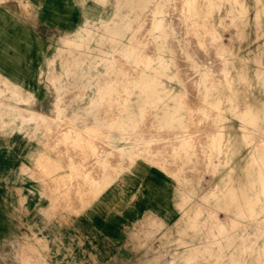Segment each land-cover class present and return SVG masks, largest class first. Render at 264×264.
<instances>
[{"label":"rangeland","instance_id":"1","mask_svg":"<svg viewBox=\"0 0 264 264\" xmlns=\"http://www.w3.org/2000/svg\"><path fill=\"white\" fill-rule=\"evenodd\" d=\"M102 1L103 0H100V1L99 0H95V1L94 0H79V1L78 0H70L69 6H68L69 13L67 14L68 19L66 21H62L58 24H55L57 26H63L64 29L55 28L49 34L48 40L40 41V43L38 44V47H37V53H36L37 55L32 54V53H34V49L32 48V53L30 54V59L36 63V66L34 68L30 69L28 72H25L27 75V76H25V80L29 83L28 87L31 88V90L29 89L30 93L28 92L29 95L26 94L27 90L24 89L25 86L24 87L22 86L23 90H22V93L20 94L18 92H13L14 91L13 87L12 88L10 87L8 89L7 84L5 86V83H3V85L5 87V91L0 93V97L3 96V97H1L0 102H5L6 105H7V102L10 105H15V106L20 105L21 109L9 108V105H7V107L5 109V112L7 111V113H5L4 116H2V113L4 111L0 110V115H1L0 119L4 118L5 123H6L5 125L7 126V127L5 126L4 129H3V126H0V132L5 133L6 139H7L6 140L5 155H3L2 158H0V261H2V262L5 261V264H39L40 262H41L40 264H46L47 261L48 262L50 261V259H47V254L45 253V250H46L45 240H43L44 243H42V242H40V240L36 239V237H35L36 233L38 235L42 234L43 239H45L44 238L45 231H47V228H49V225H50V228H51V226H53L52 229H54V232L59 233V234H57L58 239L54 240L52 245L55 247H56V245L61 247V240H62L61 230L62 229L66 228L67 230L69 229V231H72L75 229L89 230V229L93 228V227H87L86 225L84 226L82 223V218L84 217L85 214L89 213V211L92 207H94L93 205L95 204V202L98 203L101 199L104 200L105 202L107 201L105 203L107 205L103 206V209H106L109 211L110 209L117 207L116 205H118V203H125V204L131 203L133 200H135L137 198V194H135V193L137 191L138 192L143 191V193H142L143 198L146 197L150 201L149 202L150 207H149L147 213H145V215H144L145 220H144V218L141 219V221L138 222L137 225H136V223L134 225H131V224L126 225L127 226L126 229L136 230V231H137V229H138V231L140 229V231H141L140 234L142 235V237L143 236L146 237L147 234L149 236L146 238L143 237L141 239V241L143 243L140 242L141 244L138 243L134 247L135 249H139V252L134 256V258L136 260H142V262H143L142 264H168V263L169 264H187V262H188V264H194V263L195 264H207V263L208 264H255V263L258 264V263H260L259 261H256V260H257L258 256L259 257L264 256V254H263L264 251L261 250L262 246H263L264 236H261L257 240V243H255L254 247H252V249L250 248L251 250H247L244 247V245H242L241 240L238 241L237 243H233V244L231 243L233 241L234 235L236 233V231H234V230H236V229L242 230V232L245 235L248 234L247 236H249L250 234H253L252 225H254L256 222L254 223L253 220H251L250 218L243 217V215L240 214L238 217L235 216L236 217V221H235L236 226H234L233 228L231 227L228 230L229 232L224 234V232H222L223 231L222 226H223V224L229 225L226 215L230 214V213L228 211L225 212V209L221 208L222 205L224 206L225 202L230 201L233 197L238 196L237 193L238 192L240 193L243 188L247 192H251V193H254L255 191H257L255 193L256 194L258 193V195L261 197V199H262L261 203L264 207V193L260 192L261 191L260 182L256 178L258 166L256 164H254L251 167V169L249 170L248 177H250V179L252 181L248 182L247 184L245 183V180H244V178H245L244 169H242V167L244 166V164L247 160V157L249 155V151L251 149V147H250L251 144H249L248 141L244 139V136L242 133L243 125L245 123L248 126H250V123L248 122L249 120L252 124L255 123L256 126L259 122H258V120L254 121L252 119H249V120L242 119L241 116L244 114L243 109L242 110H239L238 108L235 109L234 108L235 103H230L228 101L229 98H233L235 100L234 102H237L236 105L238 103H241V106L245 105L246 103H249L250 105H252V110L258 111V113H261L262 117H261L260 121L262 123H264V98H262V97H264V79L258 78L259 72H257L259 69H261V71L264 72V70H263L264 69V60H263L264 59V49H263L264 48V20L261 19L262 16L260 18L261 20H257V17L259 16V14H257L258 6L255 5L254 3L258 2V1H256V0H244V1L243 0H234V1L233 0H218V1L217 0H214V1L213 0H196V1L194 0L195 2L193 0L192 1L191 0H181L182 2L180 0H177V1H175V0L170 1L169 0L168 1L169 2L168 4L170 6L172 5L171 6L172 8L169 6V10L170 9L171 10L169 11L167 9V12H165V13L169 17L173 16L177 20H179L180 17L183 18L185 16V13L183 11L185 10L186 6L189 3H192V2H193L192 4L198 3V2L206 3L205 1H207L208 4H212V5H210L211 8L219 9L220 10L219 17L221 16L225 20L224 23L218 24L216 27H214V26L209 27V28L204 27L207 29L206 30L207 32L210 31L209 35L212 36V34L215 32L218 35L216 33H215L216 35L213 34V38L211 37V40H210V38L207 39L208 42H207L206 38L204 39V41L200 40V42H199L200 45L198 44L199 40L196 41L195 38L192 37V35H191L192 30L190 28L188 30V25H189L188 22H186V24H184L185 29L183 26H182L183 29H182V27L181 28L175 27L176 29L175 28L171 29L173 34L177 37L176 40H177L178 47H180V49H182V51H183V54L180 57V58H182L181 60L183 62V65L185 66L184 63L187 62L185 67H187L188 64H191V66L188 65V67L185 68L186 69V71L184 70L185 73L183 72L180 75L181 79L179 76L180 81H178L177 74L175 75V78H174V76L169 77V78H166L163 76L162 79L164 81H166L165 86H166L168 91H167V93H165V96H164L163 91L162 92L159 91L158 95L163 97L164 100H163V98H161L157 103L154 102V104L153 103L152 104L153 105L157 104V106H160L161 109L164 108V110H167L168 108H170V109H168V112L169 111H171V112L176 111L179 108L177 110V112L180 111L181 115L184 118V119L182 118L180 123H183L184 125H186V124L191 125L192 124V126H190V128L189 127H185V128L181 127L180 129L175 128V130H179V133L182 132L181 134H184L186 139H187V135L189 133H191V135H192L191 139L189 140V143L192 144L191 148H190V145L188 143L189 148L187 146L186 151L183 150V147H182L183 145L181 144L180 139L176 138V137H172L176 134H179L177 131H174V130L168 129V128L167 129L169 131L167 129H161V131H159V130L151 128L154 125L155 126L159 125V123H160V122H158L159 121L158 119H157L158 121H156V119H154L153 117L150 118V116L153 114V112L152 113L150 112L151 113L150 116H149V114H147L148 111H153V108L149 109L151 107L150 106L151 104L149 105V108H148L149 110L148 109L146 110V107H148L146 104H141V105L138 104L137 105L136 103H134V104L133 103H131V104H124L123 103L121 105V103L113 101L117 97H119V98L125 97V93H123V90L125 89L123 85L125 82H123V85L120 84V83H122V82H120L122 80V78L120 77V75H122V74H120V72L124 74L125 71H118L117 72V70H114V71L111 70V71H107L108 72L107 73L103 69L102 70L99 69V70L95 71V69L92 68V71L90 70L91 65L93 64L91 62L92 61L91 60L92 55L90 53L93 51H94V53L99 51V53L101 55H107V57L111 56V60H109L110 64L107 63L108 59H104V60L102 59V60H100V64H99L100 66H102V65L105 66L108 64L112 67V66H121L123 64V61L121 60V57L119 55H112V52L115 51V50H112V44L114 45L118 41V39L115 36H113L114 35L113 33L117 31L118 25L119 26H127V27L130 25L132 27L134 25V26H136V29H138L140 26H142L141 23L133 22L132 19H133V17L137 16L138 14L139 15L137 17L140 16V18L143 19V17L146 15L144 17V18H146L148 15L144 13V10L149 8V7L154 8L153 7L154 0L151 1L152 3L150 4V6H146L145 1H147V0H145V1H143V0L142 1L141 0L140 1L132 0L133 2L130 0H127V1H130L132 4L130 2H128V5H127V1H126V6L123 5L121 7L123 10V11H121L122 14H120V10H118L117 8H118V3L122 2L123 0H119V1L118 0H104L103 2ZM161 1L162 0H159L158 3H161ZM178 1H180V3ZM262 1L264 2V0H261L260 2H262ZM114 2L116 5L114 4ZM124 2H125V0H124ZM138 2H139V5H138ZM176 2H178L177 4H179V6L176 5V7H175ZM236 2H237V5H236ZM129 3L131 4L132 9L128 8V6H130ZM182 3H185V4H182ZM217 4H219V6ZM259 4H261V3H259ZM140 5H142V6H140ZM173 5H174V7H173ZM240 6H242V7L240 8ZM254 6H256V7H254ZM115 7H116V9H115ZM85 8H88V11L84 15V13L82 11H85ZM90 8L92 9V11L90 10ZM140 8H143V11ZM161 8H163V6ZM172 9H173V11H172ZM174 9H176V10H174ZM229 9H231L233 11L230 14H225V10H229ZM244 9H246L247 11ZM117 10L119 11V14L117 13ZM181 10H182V14L180 12ZM140 12H143V13L140 14ZM168 12H170V13H168ZM114 13L116 15H114ZM176 13L177 14L179 13V16L180 15H182V16L178 17V15ZM164 14L159 13V16L162 17ZM238 14L241 15V17L238 16ZM119 15L120 16L123 15V17H126V18L129 17L127 19V22H124L125 24L124 23L122 24L119 22V20L117 19L118 17H120ZM186 15H187V17L185 16L186 20H190V17L188 16V14H186ZM109 19H110V22H109ZM170 21L167 23H169L168 25L170 27H172L173 22L171 23ZM91 22H92V24H91ZM104 22H106L108 24V26ZM114 22L116 24L119 22V24H117V26H116V24ZM101 23L105 24L107 27L103 26V24H101ZM142 23L143 24L145 23V25H148L147 23H149V21H147V22L143 21ZM100 25H101V27H100ZM112 25L116 26V29H115V27H112ZM179 25L181 26V24H178V26ZM186 25H187V27H186ZM252 25H253V27H252ZM77 26L80 27V29L82 31V32H80V34L78 33L79 31L78 32L74 31L75 27H77ZM94 27H95V29H94ZM71 28H73V29H71ZM101 28H102V31H101ZM107 28L108 29L110 28V29L108 30ZM134 28L135 27H133V30H130V32L133 33L135 31H137V30H134ZM106 29H107V31H106ZM180 29H182L184 31L183 33L185 35L186 34L188 35L190 33L189 36H191L192 38L187 37L188 41H187V39H184L182 37V35H184V34L183 33L181 34L182 30L180 31ZM113 30H114V32H113ZM200 30L202 32H204L202 29H200ZM176 31H177V34H176ZM178 31H180V33ZM107 32H108V34H107ZM93 33H94V35H93ZM97 35H99V36L102 35V36L99 37ZM179 35H181V38L179 37ZM73 36H75V37H73ZM90 36H92L93 39ZM98 37H99V39H98ZM244 37H245V39H244ZM104 38H106V39L104 40ZM182 38L184 39L183 41H182ZM248 38H250V39H248ZM101 39H103L102 42L100 41ZM212 39H214V42ZM70 40H72L73 43L76 45L72 46L70 43ZM189 40H190L191 44L195 43V46H197V48H199V49H197L194 46V44L191 47V44H189L190 43ZM105 41H107V43ZM109 41H111V42H109ZM128 41H129V43H132V45L130 44L129 47H130V49H132L130 54L132 53L131 56L134 59V61H130V65L136 66L140 62L143 64L144 61L142 62V60H144V58L148 59L149 57L150 58L152 57L153 52L150 53L149 50L147 49V48H149V46H146V44H145L146 40L137 41L135 39H131V41L130 40H128ZM215 41H218V42H215ZM139 42H143L141 44L143 46L138 44ZM77 43H79V44H77ZM206 43L207 44L211 43V44L206 46L205 45ZM222 43H223V45H222ZM100 44L101 45L104 44L103 45L104 47H102ZM110 45H111V47H110ZM220 45H222L221 49H220ZM184 46H186L185 49H184ZM208 46L210 48L212 46L214 47V48L212 47L210 50L211 52L213 51V53H214L213 57H212L213 53H211L209 51ZM217 46H219V47H217ZM91 47H92V49H91ZM189 47L191 48V51H192L190 55H189L190 50H188L186 52V49H188ZM102 48H105L104 50H107V51L106 52L101 51ZM138 48H140V50ZM22 49L23 50H22V52H20V55H16V56L22 57V59H23L22 65H24V61H26V58H29V57H27L28 55H26V53H23V52H25L24 47ZM70 49L76 50L77 53H76V51H72ZM144 49L146 50V52L148 54L145 52ZM212 49H214V50H212ZM143 50H144V52H143ZM206 50H208L210 53ZM204 52H207V53H205V55L203 56ZM53 53H56V55ZM78 53L81 56L78 55ZM81 53H83V54H81ZM85 53H86L87 57H86ZM71 54H73V55L70 56ZM140 54H142V55L139 56ZM144 54H146V55H144ZM206 54L210 58L211 57L212 58L209 59V57L207 56L206 58L208 60H205ZM209 54H211V55H209ZM224 54H226V55H224ZM66 55H69V56H66ZM191 55H192L193 59L190 57ZM76 56H77V58L79 57V59H80L78 61V63L81 64L82 61H84V63L82 62L83 63L82 70L75 72V70H73L71 68L74 67L75 63L77 62ZM143 56H145V57L142 58ZM215 56L217 58H215ZM70 57L71 58L73 57V59L71 60ZM223 57L224 58L226 57V58L224 59ZM50 58H51V60H50ZM84 58L86 60H83ZM140 58L142 59L141 61H140ZM52 59L54 61H52ZM81 59H82V61H81ZM136 60H138L140 62H138ZM194 60L195 61L198 60L199 62L198 61L195 62ZM74 61H75V63H74ZM135 61L137 62V64ZM89 62L91 65L89 64ZM177 63L179 64V61ZM180 63H181V61H180ZM203 63L206 65V67L207 66L208 67L206 68ZM67 65H69V66H67ZM251 65H252V67H251ZM196 66L197 67L199 66L200 68H197ZM86 67H88V68H86ZM187 69H189V73H188ZM198 69H199V71H198ZM224 69L229 70V73L227 75H225ZM46 70H48V71H46ZM132 70L130 69L129 71L125 72V74L127 76L125 74L123 76L128 77L129 74H131V75L136 77V78L130 77V79H132V80H130V81L128 80L129 84L131 83V85L136 83V84H134L135 87H133V85L132 86L126 85V83H125V85H126L125 87L130 90L129 91L130 93H127V95L131 96V97L132 96L135 97L138 94L136 91L137 90V86H136L137 82L141 79L139 82L143 86L142 89L145 90V84L144 83H146V81H147V79H149V77L147 78L145 76L146 81L143 80L144 76H141L139 80H136L137 79V74H135L136 71H134V70L132 71ZM191 70H193L194 72L193 71L191 72ZM200 70L201 71L203 70V72H202L203 75H201ZM77 72L83 74L82 75V76H84L83 78H82V76H81V78H80V76L78 77V78H80L79 82H82L83 84H79L80 86L78 85L77 87H74V85H72L73 82L71 80L72 79L74 80L76 77H72V74L73 75L75 73L77 74ZM103 72H105L104 74H106V76L103 74ZM113 72H115V73H113ZM186 72L188 73L187 75L189 77H187ZM190 72L192 73V76H190L191 75ZM251 72H252V74H251ZM110 73H112V75ZM87 74H88V78H87ZM92 74L94 76L93 79L91 77ZM98 74H99V76H98ZM114 74H115V76H114ZM195 75H197V77ZM199 75H201L203 79ZM193 76L196 78H194ZM90 77H91V79H90ZM205 77H206V80L209 81L208 83L204 79ZM190 78H191V80H189ZM192 78H193V81H192ZM133 79H135V80L133 81ZM175 79L178 82H176ZM182 79H183V81H182ZM199 79L200 80L202 79L201 82L203 81V84H202L203 87L200 84L201 82H199L200 81ZM95 80H96V82H95ZM204 80L206 82H204ZM211 80H212V82L210 83ZM46 81H47V83H46ZM109 81H110L111 87L114 88V86H115L116 89H112L110 87ZM112 81H115V82L113 83ZM184 81L186 82L185 84H184ZM187 81L188 82L190 81L189 83L191 84V88L193 87L192 88L193 90L190 88V85ZM60 82H62V83H60ZM116 82L119 83L117 86H116V84H117ZM180 82H182L183 87L181 86ZM55 83H58V84H55ZM104 83L106 85H104ZM0 84H1V82H0ZM59 84H62L61 85L62 87ZM69 84H70V86H69ZM194 84H196V85H194ZM204 84H205V86H204ZM119 85H120L121 89L117 88V87H119ZM211 85L212 86L214 85L213 86L214 88ZM47 86H48V88H47ZM97 86H99V87H97ZM101 86H104L103 88H105V89H103ZM185 86H189V87H187V90H186V88L184 89ZM207 87H208V90H206ZM100 88L102 89V91ZM106 88H107V91H105ZM188 88H190V89H188ZM86 90H88V91H86ZM201 90H202V92H201ZM244 90H246V91L244 92ZM117 91H118V93H117ZM208 91H210V92H208ZM51 92H53V93H51ZM112 92H113V94H111ZM186 92H188L187 95H189V97L186 95V97H188V98H185ZM102 93H103V95H101ZM115 93L117 96H114ZM182 93H184V94H182ZM245 93H247L248 95L246 96ZM104 94H108L107 98H106V95L104 96ZM178 95H180V96H178ZM182 95H183V98L181 97ZM204 95H205V97H204ZM215 95L217 96L216 97L217 99H214V100H216V102L213 100V96H215ZM175 96H177L179 98V101L177 100V97H175ZM200 96L203 99L199 98ZM51 97H53V98H51ZM97 97L100 99H98ZM103 97H105L104 98L105 100L103 99ZM29 98H33V99L29 100ZM167 98H169V100L171 102L176 101L175 103H177V104L168 102ZM11 99H13V100H11ZM53 99H54V101H53ZM184 99H186V100L189 99L188 101H186L187 104L184 103L185 102ZM110 100H111V102H110ZM209 101H210V103H209ZM26 102H27V104H26ZM34 102H37V104H35ZM109 102H110V104H109ZM179 102H181V103H179ZM212 102L219 104L220 109L219 108L218 109L213 108V109H211L213 111H211L210 106H211ZM102 103H103V105H102ZM164 103H167V104H164ZM208 103H209V105H208ZM185 104H186V106H185ZM35 105L47 107V109H37V110L31 109V107H34ZM124 105H128L131 108L133 106L136 107V106L140 105L141 107H139V108H141V110L139 108L137 109V111H139L138 115L141 116L142 114L147 112V113H145L146 116H144V117H147V115H148V119L143 117V120H144V122H143V120H141L142 117L137 116L136 124L132 123L129 126L130 129H128L126 131L120 130V127L123 125L122 123L124 121H123V119H120L122 117V115L119 113V111H121L120 107L124 106ZM169 105L170 106L173 105V108L176 106L177 108L176 107L174 108L176 110H172V106L169 107ZM203 105L206 106V108H204ZM142 106H144V108ZM110 107L113 109H111ZM191 107H193L194 110ZM197 107H198V109H196ZM199 107H201V108H199ZM208 107H209L210 113L219 111V112H222L221 114L224 115L225 118L227 117L226 119H224V122L226 124L225 132L231 134L230 138L235 143V148L237 151L234 154V156H232V158L230 157L231 159L235 160L236 163L239 164V166L236 169V173H237L236 178L237 179H234L232 182L233 185H235V187H237V189L235 190L236 192H234V193H231V185L227 184V185L223 186V188L220 189V191L216 194V196H214L212 194L215 191L213 189H217V187L215 188V186H217V185H215L216 184L215 182L217 181V177L220 174L227 171V167L222 166L221 164H222V162H224V160L226 161L229 158V156L226 153H222V152H220L221 154L218 153L217 145L215 143L213 145L214 148L211 145V139L208 136V134H209V132L211 134V132H212L211 130H214L215 126L213 123V117L208 116V118H206L207 116H205V112H206L205 110L208 109ZM107 108H109V109H107ZM142 108H143L144 112H143ZM195 109L199 110V111L196 112ZM215 109H216V111H215ZM192 110H193V112H192ZM238 110H239V112H238ZM19 111H21V112H19ZM30 111L44 115V117H42V121L40 119H38L37 121H34V119L31 120L30 118L27 119L26 121L25 120L22 121L21 118L23 119L24 117H26L25 113L30 114ZM55 111H57V112H55ZM103 111H106V112H103ZM140 111H142L143 113H140ZM8 112H10L11 115L17 114L16 115L17 117L15 119L13 118L15 121L11 118V115H10V113L8 114ZM17 112L20 114L23 112L25 115L21 114L18 116ZM83 113H85V114H83ZM192 113L195 115H192ZM240 114H242V115L239 118L238 115H240ZM33 115L35 116V114H33ZM67 115H69V116H67ZM87 115H88V117H87ZM117 116H119V117H117ZM192 116H194V117H192ZM237 116H238V118H237ZM115 117H116V119H115ZM84 118H86V119H84ZM113 118H114V120H113ZM149 118L152 120L153 123L151 122V120ZM204 118H205V120H204ZM110 119H112V121H114V122H112ZM206 119H207V121H206ZM54 120L56 121L55 124L53 123ZM116 120H118V123ZM145 120H147L148 122ZM202 120L204 121V123ZM79 121L82 124V126H80L81 124L79 123ZM120 121H122V122H120ZM155 121H156V123H155ZM166 121H164L165 124L168 123V125H172V124L174 125V123L177 122L178 120L172 121V120L168 119V121L167 122ZM190 121L191 122L193 121V123H191ZM201 121H202V123H201ZM211 121L213 124L211 123V125H210ZM44 122H45L46 126L43 125ZM57 122L60 124L63 123L64 125L66 123H68V124H66L65 127L68 126L70 128H68V127L64 128L63 124L60 125ZM73 122H74V124H73ZM88 122L90 125L88 124ZM187 122H189V123H187ZM239 122H241V123H239ZM51 123H53L54 128H53ZM110 123L111 124L114 123V124L111 125ZM143 123L145 126L143 125ZM151 123H152V125H151ZM18 124H19V127H18ZM35 124H36V126H35ZM108 124H110V126H112L113 128L110 127ZM59 125L62 128H60ZM117 125L119 127H116ZM255 125H253L251 127L255 128L256 127ZM57 127L59 128V130H57L58 129ZM212 127H213V129H212ZM32 128H34V129H32ZM43 128L45 131L43 130ZM74 128H76V131L74 130ZM85 128H86V130H85ZM116 128H117L118 132L116 131ZM196 128H198V129H196ZM61 129H62V131H61ZM151 129L153 130V132ZM77 130L79 132H77ZM47 131H48V135L46 134ZM109 131L110 132L112 131V132L110 133ZM123 131H125V133H126L125 135H127V136H125L123 138H118V133L123 132ZM203 131L207 132L208 134L204 133ZM50 132H52V133H50ZM80 132H81L83 137L81 136ZM101 132H103V133H101ZM25 133H26V135H25ZM31 133H33V134H31ZM72 133H75V134H72ZM197 133H200V134H197ZM171 134H173V135H171ZM51 135H52V137H51ZM53 135L54 136L56 135V136L53 137ZM84 135H85V137L87 136L86 139H85ZM200 135H203V136H200ZM10 136L14 141L11 142L8 140V139H10ZM29 136H30V139H28ZM34 136H35V138H34ZM39 136L42 138H40ZM45 136H49V137L45 138ZM80 136L82 137V139L80 138ZM14 137H16V140L14 139ZM50 137L53 139H51ZM63 137H65V138H63ZM68 137H70V138H68ZM83 138H84V141H83ZM88 138H90V139L88 140ZM55 139L56 140L58 139V141H56ZM38 140H41V141H38ZM49 140H51V141L49 142ZM52 140H54V141L52 142ZM69 140H71V141H69ZM94 140H95V142H94ZM147 140L149 142H152V144L147 146V147H146V145H144V146L141 145L144 141H147ZM74 141H76V142H74ZM153 141H155V142L153 143ZM38 142H40V144ZM73 142H74V144H73ZM83 142H84V144H83ZM257 142L260 143L259 141H257ZM59 143H60V145H59ZM85 143H86V145H85ZM135 143H137L138 145L140 144V146H138ZM53 144L56 147H54ZM87 144L88 145L92 144L93 146H91V145H89V146L93 147V148H90ZM63 145H65V146H63ZM76 145H78V147H79V145H81V146L83 145V146H82V148L79 147V149H78ZM45 146L47 149L45 148ZM137 146L140 147L139 150H138ZM65 147H66V151H65ZM75 147H76V149H74ZM94 147H96L97 149ZM52 148H55L56 151H58V149H59V151L57 152L59 155H57V153L54 151L55 149L53 150L54 151L53 152ZM62 148H63V152H62ZM84 148H87L88 150L84 149ZM89 148L92 152L89 151ZM119 148L121 149V151ZM142 148H143V150H142ZM145 149H147V150H145ZM156 149L160 150L161 152H158L155 155L156 152H154V151H156ZM212 149H213V151H212ZM47 150L49 151V153H47L48 152ZM69 150L70 151L73 150V151H71L69 153ZM76 150H77V152H76ZM95 150H96V152H95ZM116 150H118V151H116ZM60 151L62 152V154L60 153ZM181 151H183V152H181ZM184 151H185V153H184ZM78 152L79 153L82 152V153L79 154ZM152 152H154V153L152 154ZM203 152H204V154H203ZM76 153H78V155H76L75 156L76 158H75L73 156ZM86 153H94V155L97 154L95 156V158L100 159V165L103 164L106 167V168H101V170L103 169L101 174L105 173L107 175V178L108 179L110 178L113 181L110 185H108V187L106 189H104V191H102L96 198H94L91 201V203H88V205H87V204H85L86 203V201H85L84 204L86 205V207H84L85 205L82 206L81 203H79V201H84L83 198L85 199L86 196H87V198H89L88 200H91V198L94 195L93 194V192H94V190H93L94 186L93 185H92L93 187L90 186V189H87V188H86L87 190L84 189V192H87L88 194L83 193V195H84L83 197L80 194L79 190H78L79 194L76 195L78 193V192H76V188L79 185V183H76L78 181L77 178L80 179L82 177L81 174L85 173L86 176L88 177L89 175L87 172H89V174H90V172L92 173V171L91 170L89 171L87 168H85V166H84V168L83 167L80 168L81 163L79 164V162H78L77 157H79V159H80V155L86 154ZM206 153H208V154H206ZM216 153L220 154V155L218 156V155H216ZM69 154H70V156H69ZM40 155H42V156L40 157ZM66 155H67V157H66ZM104 155H105V157H104ZM38 156L40 157V160H42L43 163L41 161H39ZM44 156H46V158H42ZM58 156H60V157H58ZM71 156L75 159L73 160V158H71ZM168 156H169V158H168ZM202 156H204V157H202ZM205 156H206V158H205ZM216 156H217V158H216ZM35 158L38 159L37 160L38 162L36 161ZM105 158H107V159H105ZM209 158H210V160H209ZM45 159H46V161L44 163L43 160H45ZM60 159L63 161H61ZM49 160H51V161H49ZM70 160H71V162H73V161L75 162V163L73 162L75 164V168L71 167ZM105 160H107L109 162V163H107L108 164L107 166H106ZM48 161H49V164L52 166H50L49 164L47 165ZM52 161H54L55 166H53V164L50 163ZM66 161H68V162L66 163ZM85 161L87 164L88 159ZM56 162H57V165H56ZM81 162H83V160ZM35 163H37L38 165H41L42 169L45 168L44 169L45 172L43 170H41L40 166H38ZM68 163H69V165H68ZM22 164H23L24 168L21 167ZM42 164H43V166H42ZM44 164H46L47 166ZM59 164H60V168L62 171H60ZM64 164H67L66 169H65ZM110 164H112V165H110ZM56 166L58 168V169L55 168L57 170V172L55 169H54L55 171L54 170L51 171V169H53V167H56ZM76 166H78V167H76ZM27 167H28V169H27ZM47 167H51V169L49 168V170L52 172V174H51V172L49 173V175H48V173H46V172H49ZM70 168H72V169L70 170ZM107 168L112 170V174H111V171L108 170ZM217 168H218V170H217ZM84 169H86V170H84ZM106 169L108 170L109 173L107 172ZM83 170L85 171L84 173H83ZM223 170H225V171H223ZM98 171H100V170H98ZM195 171H196V173H195ZM43 172H44V174L46 173V175H44ZM73 172H74V174H73ZM50 174H51V176H50ZM57 174H58V176H57ZM63 174L64 175L66 174V176L67 177L69 176L71 179H69V177L67 178L66 176H62ZM109 174H111V175H109ZM37 175H38V177H40V179L37 177ZM75 175H77V176H75ZM178 175H180V177ZM199 176H201V178ZM211 176H213L212 181L208 182V180ZM50 177L53 179H51ZM72 178L73 179L75 178L76 180L72 181ZM104 178H106V177H104ZM54 179L55 180L57 179V180L55 181ZM61 179L63 180V182ZM99 179L100 178L98 177V180ZM35 180H37V181H35ZM59 180H60V182H59ZM188 180L190 181V183ZM191 180H193V181H191ZM40 181H42V182H40ZM44 181H46L45 184H44ZM69 181H71V182H69ZM191 182H192V185H191ZM73 183H75L76 185ZM43 184H44V186H43ZM46 184H47V186H46ZM66 184L68 185L67 188L65 187ZM69 184H71V185H69ZM72 184L74 185V187ZM60 185H62L63 188L66 190H64L62 188V186H60ZM45 186H46V188H45ZM71 186H72V188H71ZM192 186H193V188H191ZM213 186H214V188H213ZM250 186H255L254 188L252 187V189H255V190H251L249 188ZM239 187H241V188L239 189ZM55 188H56V190H55ZM16 189H18V190H16ZM68 189H70L74 195L71 192L69 193L70 190H68ZM191 189H193V190H191ZM91 190H93V191L91 192ZM43 191H44L45 195H49V196H53V197L55 196V199H57V201L56 200L51 201L52 197H49V196H47V198L44 197L43 196L44 194L42 195ZM45 191H47V192H45ZM54 191H56V192H54ZM65 191L66 192L68 191L67 194H69L68 197L70 199L67 197ZM57 194L58 195L61 194V196L60 195L58 196ZM70 194L73 196H71ZM90 194H91V197H88V196H90ZM64 195L66 196V199H63V198H65V197H63ZM221 195H223V198ZM234 195H236V196H234ZM196 196H198V197H196ZM61 197H62V199H61ZM71 197H74V199L72 200L74 202L69 203V206L72 210L68 208L69 207V206H67L68 202H66L67 200L70 201ZM17 198H19V199H17ZM87 198H86V200H87ZM189 198L191 200L192 199L193 200L191 201ZM217 198H218V200H217ZM109 199H111L112 201H109ZM75 200H77L79 205H78V203L75 202ZM58 201H60L61 204H59L60 202H58ZM192 202H194V203H192ZM54 203H55V206L53 205ZM62 203H63V205H62ZM64 203H65V205L67 204L66 207L64 206ZM110 203H112L111 206H109ZM72 204H74V206H72ZM215 204H216V206H215ZM76 205H78V206L75 208ZM49 206H50V208H49ZM230 207H231V205H230ZM42 209H44L46 211H44ZM77 209H79V210H77ZM194 209H195V211H194ZM40 210H41V213H40ZM73 210H75V211H73ZM182 210H183V212H182ZM43 211H44V213H43ZM76 211L77 212L80 211V212L77 213ZM45 212H46V214H45ZM242 212L245 213L244 210ZM75 213H77V214L75 215ZM152 214H153V216H149ZM207 215H209V216H207ZM211 215H212V217H210ZM149 217H151V218H149ZM63 219L66 221V224H65L66 227H64V228L62 227V224L60 223V221H62ZM51 220H53V222ZM158 220L159 221L162 220V221L159 222ZM54 221H57V222H54ZM174 221H175V223H174ZM205 221H206V223H205ZM215 221L216 222L218 221V222L216 223ZM220 222L222 224H219ZM67 224H68V227H67ZM140 224H142V225H140ZM156 224H157V226H156ZM163 224H164V226H162ZM171 224H172V226H171ZM215 224H217V225H215ZM148 225H149V227H148ZM150 225H151V229H150ZM175 225H176V227H175ZM219 225H220V227H219ZM152 226H154V227L152 228ZM209 226H210V228H209ZM156 227H158L160 230ZM235 227H237V228H235ZM261 227L264 229V225H262ZM141 228L143 230H141ZM147 228H148V231H150V233L146 230ZM192 228H194V229H192ZM144 229L146 230L147 234H146ZM218 229L219 230L221 229V230L219 231ZM243 229H245V230H243ZM30 232H34L33 235ZM214 232H216V233H214ZM219 232L221 233L220 236H218ZM211 233H213V234H211ZM232 233H233V235H232ZM215 234H216V237H215ZM229 234H230V236H227ZM199 235H201V236H199ZM211 235H214V238ZM1 236H2V238H1ZM31 236L37 241H35ZM227 237H229L230 240ZM252 237H253V235H250L248 237V238H250L249 241L247 240L248 244L253 243ZM183 239H185V240H183ZM216 239H218L217 242H216ZM254 239H255V237H254ZM131 240H135V239L131 238ZM19 241H21V242H19ZM57 241H58V244H57ZM258 242H259V244H258ZM17 243L20 244L19 247H18ZM229 243H231V244H229ZM178 244H179V246H177ZM140 245H142V246H140ZM191 245L193 248L190 247ZM204 246H206V247H204ZM25 247L27 250L25 249ZM42 247H44V248L41 250ZM178 247H180V248H178ZM162 248H164V249H162ZM200 248H202V249H200ZM33 249H34V251L35 250L36 251L34 252ZM10 250H12V252ZM193 250H196V251H193ZM199 250H201V251H199ZM202 250H203V252H202ZM219 250H221V251H219ZM60 251H61V248H60ZM209 251H210V253H208ZM14 253H15V255H14ZM28 253H29V255H32V256H29ZM33 253H34V255H33ZM163 253H165L166 255ZM189 253L191 255L196 254L199 258L197 256H195L193 258L194 260L197 258L195 260V262L193 261V259L190 262H189V260L183 259V258H185V256H189ZM229 253L232 255L233 260H234L232 263L228 260V257L231 256V255H228ZM156 254H158V257ZM161 254H163V255L161 256ZM27 255H28V257H27ZM39 255L41 256V258ZM153 255H156V256L154 257ZM170 255H172V256L170 257ZM200 255L202 258H200ZM81 256L82 255L80 254V261L82 260ZM131 256H132L131 254L129 256H127L125 261H127V260L129 261V259L131 260ZM210 256L211 257L213 256V257L211 258ZM219 256H220V258H219ZM77 257H78V255H76V257H74L72 254H70V259L75 261L74 263L80 264V263H78L79 260L77 259ZM205 257L207 258V260ZM155 258H157V259H155ZM241 258L245 259L244 263L235 261L237 259L240 260ZM253 258H255L256 260L253 261L252 260ZM38 260H39V262H38ZM59 260L61 261V257H59ZM198 260H200V261H198ZM205 260L208 262L206 263ZM88 261H89V259L86 258V263H88ZM260 264H264V262L260 263Z\"/></svg>","mask_w":264,"mask_h":264},{"label":"bare ground","instance_id":"2","mask_svg":"<svg viewBox=\"0 0 264 264\" xmlns=\"http://www.w3.org/2000/svg\"><path fill=\"white\" fill-rule=\"evenodd\" d=\"M95 1V0H94ZM100 1V0H99ZM104 1V0H103ZM102 1V2H103ZM119 1V0H118ZM126 1L127 0H125V2H124V0L122 1V2H119L118 3V10H120V14H122L121 13V11H123L122 10V6L123 5H125L126 6ZM130 1H132V0H130ZM130 1H127V5H128V2H130ZM138 1H140V0H138ZM142 1V0H141ZM143 1H145V0H143ZM151 1H153V0H147V1H145L146 2V6H150V4L152 3ZM169 0H162L161 1V3H158L159 2V0H154V4H153V7L154 8H152V7H149V8H147V9H145L144 10V13L145 14H147L148 16L146 17V18H144L143 16V19L142 18H140V16L139 17H137V16H135V17H133V19H132V21L133 22H138V23H141L142 24V26H138L139 28L138 29H136V26H134L133 24V26L131 27V25L130 26H119L118 25V27H117V31L116 32H114V30H113V36H115L117 39H118V41L113 45L112 43V50H115L114 52H112V55H119L120 57H121V60L123 61V64L121 65V66H110V65H105V66H100L99 64H100V60H104V59H108V62L107 63H109V60H111V56L109 57H107V55H101L100 53H99V51L98 52H95L94 53V51L93 52H91L90 54L92 55L91 56V62L93 63L92 65L90 64V62H89V64L91 65V71H92V68L93 69H95V71L96 70H99V69H103V70H105L106 72L107 71H111V70H117V72L118 71H125V72H127V71H129L130 69L132 70H134V71H136V73L135 74H137V79L136 80H139L140 79V77L141 76H144V79L143 80H145V76L148 78L149 77V79H147V81H146V83H144L145 84V90H143L142 89V84L138 81L137 82V96H135V97H131V96H128L127 95V93H130L129 91V89H127L125 86L126 85H131V83L129 84V82H128V80L130 81V80H132V79H130V77H135V76H133V75H131V74H129V76L128 77H125V76H123L124 74H125V72H124V74L123 73H121L120 72V74H122V75H120V77L122 78V80L120 81V82H122V83H120V84H122L123 85V82H125L126 83V85H125V83H124V90H123V93H125V97H121V98H119V97H117L116 99H114L113 97V101H115V102H118V103H121V105L124 103V104H131V103H136L137 105L138 104H146L148 107H146V110L149 108V105L151 106L149 109H152L153 108V111H148V113L147 112H145V113H147V114H149V116H150V114L153 112V114L150 116V118H154V119H156V121H158V122H160L159 123V125H157V126H153V127H151V128H153V129H156V130H159V131H161V129H172V130H174V131H177L178 133H179V130H175V128H185V127H189L190 128V126H192V124L191 125H189V124H186V125H184L183 123H180L181 122V120H182V118H183V116L181 115V113H180V111H178L177 112V110L179 109H174L173 108V105H171L172 106V110H176V111H169L168 112V109H170V108H168L167 110H164V108L163 109H161L160 108V106H157V104L156 105H153L154 104V102L155 103H157L161 98H163V97H161V96H159L158 95V92L159 91H163V93H164V96H165V93H167V88H166V86H165V82L166 81H164L163 79H162V77L164 76V77H166V78H169V77H173L174 76V78H175V75L177 74V76H178V81H180V79H181V74L184 72L185 73V71H186V69L185 68H187L188 67V65L189 66H191V64H188L187 65V67H185L186 66V63H184L185 64V66L183 65V62H182V58H180L181 57V55L183 54V51H182V49H180V47H178V44H177V37L173 34V32L171 31V29H174L175 27L176 28H181L182 26L184 27V24H186V22H188L189 23V25H188V30H189V28L192 30L191 31V35H192V37L193 38H195V40L197 41V40H199L198 41V44H199V42H200V40H203L204 41V39L206 38V40L208 39V38H210V40H211V37L213 38V34H215V33H211L212 34V36L211 35H209L210 33V31H206L207 29L206 28H209V27H212V26H214V27H216L218 24H221V23H224L225 22V20H224V18L223 17H219V13H220V10L219 9H216V8H211V6L210 5H212V4H208L207 3V1H205L206 3H202V2H198V3H194V4H192V3H189L187 6H186V8H185V10L183 11L184 13H185V16L187 17V15L186 14H188V16L190 17V20H186V17L184 16L183 18L182 17H180V16H182V15H180L179 16V13L181 12V14H182V10L177 14L178 15V17H180V19L179 20H177L176 18H174L173 16H171V17H169L168 15H166V13L165 12H167V9L169 10V2H168ZM170 1H173V0H170ZM175 1H177V0H175ZM181 1V0H180ZM180 1H178L179 3H180ZM192 1V0H191ZM190 1V2H191ZM194 1V0H193ZM196 1V0H195ZM194 1V2H195ZM214 1V0H213ZM218 1V0H217ZM234 1V0H233ZM244 1V0H243ZM256 1H258L259 3H261V4H259L258 2H255L254 4L255 5H257L258 6V10H257V14H259V16L257 17V20H264V2L262 1V2H260L259 0H256ZM17 2V1H16ZM133 2V1H132ZM135 2V1H134ZM178 2H176L175 3V7H176V5L177 6H179V4H177ZM182 2V1H181ZM250 2V1H249ZM248 2V3H249ZM96 3V2H95ZM98 3V2H97ZM131 3V2H130ZM129 3V4H130ZM136 3V2H135ZM171 3V2H170ZM217 3V2H216ZM220 3V2H219ZM240 3V2H239ZM27 4V3H26ZM73 4V3H72ZM114 4H115V2H114ZM132 4V3H131ZM131 4H130V6H128V8L129 9H132L131 8ZM172 4V3H171ZM182 4H185V3H182ZM21 4H19V6H20ZM75 5V4H74ZM116 5V4H115ZM138 5H139V2H138ZM218 6H219V4H217ZM236 5H237V2H236ZM101 6V5H100ZM140 6H142V5H140ZM163 6V8H161ZM172 6V5H171ZM170 6V7H171ZM21 7V6H20ZM102 7V6H101ZM117 7V6H116ZM116 7H115V9H116ZM173 7H174V5H173ZM183 7V6H182ZM214 7V6H213ZM242 6H240V8H241ZM247 7V6H246ZM254 7H256V6H254ZM262 7V8H261ZM22 8V7H21ZM25 8V7H24ZM27 8V7H26ZM152 8V9H151ZM172 8V7H171ZM223 8V7H222ZM253 8V7H252ZM38 9V8H37ZM128 9V10H129ZM136 9V8H135ZM140 9H142V11H143V8H140ZM181 9V8H180ZM254 9V8H253ZM256 9V8H255ZM28 10V9H27ZM90 10L92 11V9L90 8ZM117 10V13L119 14V11ZM139 10V9H138ZM171 10V9H170ZM169 10V11H170ZM174 10H176V9H174ZM244 10H246V9H244ZM87 11H88V8H85V11H83V13H84V15H85V13H87ZM116 11V10H115ZM172 11H173V9H172ZM233 10H231V9H229V10H225V14H230L231 12H232ZM247 11V10H246ZM22 12V11H21ZM101 12V11H100ZM110 12V11H109ZM108 12V13H109ZM113 12V11H112ZM111 12V13H112ZM176 12V11H175ZM259 12V13H258ZM131 13V12H130ZM143 12H140V14H142ZM159 13H165L162 17L161 16H159ZM168 13H170V12H168ZM172 13V12H171ZM222 13V12H221ZM136 14V13H135ZM28 15H30V13L28 14ZM114 15H116L115 13H114ZM174 15V14H173ZM25 16V15H24ZM112 16V15H111ZM120 16V15H119ZM128 16V15H127ZM175 16V15H174ZM238 16H240L241 17V15H239L238 14ZM261 16H262V18H261ZM26 17V16H25ZM99 17V16H98ZM97 17V18H98ZM110 17V16H109ZM115 18V17H114ZM129 18V17H128ZM128 18H126V17H123V15L122 16H120V17H118L117 19L119 20V22L120 23H124V22H127V19ZM261 18V19H260ZM131 19V18H130ZM171 21H170V20ZM28 20V19H27ZM29 20H30V17H29ZM177 20V21H176ZM228 20V19H227ZM249 20V19H248ZM247 20V21H248ZM253 20V19H252ZM31 21V20H30ZM101 21V20H100ZM99 21V22H100ZM113 21V20H112ZM111 21V22H112ZM143 21H145V22H147V21H149V23H147L148 25H145V23L143 24L142 22ZM173 22V24H172V27H170L168 24L169 23H167V22ZM231 21V20H230ZM103 22V21H102ZM109 22H110V19H109ZM119 22L117 23V24H119ZM227 22V21H226ZM104 23H106V22H104ZM115 23V22H114ZM113 23V24H114ZM130 23V22H129ZM132 23V22H131ZM137 23V24H138ZM252 23V22H251ZM91 24H92V22H91ZM101 24H103V23H101ZM107 24V23H106ZM112 24V23H111ZM116 24V23H115ZM117 24H116V26H117ZM125 24V23H124ZM178 24H181V26L179 25L178 26ZM191 24V25H190ZM232 24V23H231ZM234 24V23H233ZM85 25V24H84ZM88 25V24H87ZM99 25V24H98ZM136 25V24H135ZM171 25V24H170ZM176 25V26H175ZM103 26H105V27H107L108 26V24H107V26L105 25V24H103ZM102 26V27H103ZM116 26H113L112 25V27H115V29H116ZM178 26V27H177ZM96 27V26H95ZM95 27H94V29H95ZM99 27V26H98ZM100 27H101V25H100ZM99 27V28H100ZM133 27H135L134 28V30H137V31H135V32H130V30H133ZM183 27H182V29H183ZM186 27H187V25H186ZM204 27H206V28H204ZM220 27V26H219ZM228 27V26H227ZM252 27H253V25H252ZM104 28V27H103ZM175 28V29H176ZM202 29L204 32H202L200 29ZM224 28V27H223ZM222 28V29H223ZM250 28V27H249ZM71 29H73V28H71ZM90 29V28H89ZM97 29V28H96ZM105 29V28H104ZM108 29V28H107ZM107 29H106V31H107ZM110 29V28H109ZM108 29V30H109ZM182 29H180V31L182 30ZM184 29H185V27H184ZM227 29V28H226ZM230 29V28H229ZM237 29V28H236ZM99 30V29H98ZM97 30V31H98ZM187 30V29H186ZM185 30V31H186ZM198 30V31H197ZM210 30V29H209ZM74 31H76V32H78L79 34H80V32H82L81 31V29H80V27H75V30ZM101 31H102V28H101ZM175 31V30H174ZM180 31H178L179 33H180ZM213 31V30H212ZM235 31V30H234ZM250 31V30H249ZM253 31V30H252ZM96 32V31H95ZM100 32V31H99ZM109 32V31H108ZM108 32H107V34H108ZM112 32V31H111ZM184 31L182 30V32H181V34L183 33ZM259 32V31H258ZM77 33V34H78ZM175 33V32H174ZM227 33V32H226ZM234 33V32H233ZM63 34V33H62ZM82 34V33H81ZM84 34V33H83ZM97 34V33H96ZM95 34V35H96ZM116 34V35H115ZM176 34H177V31H176ZM184 34V33H183ZM190 34V33H189ZM189 34L187 35H182V37L184 38V39H187V37H191V36H189ZM217 34V33H216ZM215 34V35H216ZM230 34V33H229ZM239 34V33H238ZM261 34V33H260ZM67 35V34H66ZM93 35H94V33H93ZM103 35V34H102ZM101 35V36H102ZM111 35V34H110ZM218 35V34H217ZM232 35V34H231ZM263 35V34H262ZM97 36H99V35H97ZM101 36H99V37H101ZM234 36V35H233ZM237 36V35H236ZM235 36V37H236ZM254 36V35H253ZM261 36V35H260ZM73 37H75V36H73ZM90 37H92V36H90ZM99 37H98V39H99ZM106 37V36H105ZM179 37L181 38V35H179ZM191 37V38H192ZM89 38V37H88ZM107 38V37H106ZM106 38H104V40L106 39ZM182 38V41L184 40ZM220 38V37H219ZM229 38V37H228ZM257 38V37H256ZM48 39V38H47ZM92 39H93V37H92ZM131 39H135V40H137V41H139V40H146V42H145V44H146V46H149V48H147L148 50H149V52L151 53V52H153L152 53V57L149 59H147V58H144L145 56H143L142 58H144V60H142L141 58H140V61L142 60V62L144 61V63L142 64L140 61H138V60H136V61H138V62H140L138 65H136V66H134V65H130V61H134V59L132 58V56H131V54H130V52L132 51V49H130V44L132 45V43H129V41L128 40H130L131 41ZM218 39V38H217ZM244 39H245V37H244ZM248 39H250V38H248ZM247 39V40H248ZM102 40L103 39H101L100 41L102 42ZM115 40V39H114ZM191 40V39H190ZM190 40H189V42H190ZM205 40V41H206ZM213 40V42H214V39H212ZM219 40V39H218ZM133 41V40H132ZM136 41V42H137ZM187 41H188V39H187ZM186 41V42H187ZM194 41V40H193ZM238 41V40H237ZM59 42V41H58ZM97 42V41H96ZM106 43H107V41H105ZM109 42H111V41H109ZM114 42V41H113ZM135 42V41H134ZM133 42V43H134ZM207 42H208V40H207ZM215 42H218V41H215ZM70 43H71V45L72 46H75L76 44H74L73 43V41L72 40H70ZM143 42H139L138 44H142ZM202 43V42H201ZM205 43V42H204ZM263 43V42H262ZM77 44H79V43H77ZM93 44V43H92ZM129 44V45H128ZM137 44V45H138ZM189 44H191V42L189 43ZM188 44V45H189ZM193 44H194V46H195V43H192L191 44V47L193 46ZM211 43H206L205 45L207 46V45H210ZM215 44V43H214ZM217 44V43H216ZM61 45V44H60ZM101 45V44H100ZM104 45V44H103ZM103 45H101L102 47H104ZM106 45V44H105ZM135 45V44H134ZM133 45V46H134ZM200 45V44H199ZM204 45V46H205ZM222 45H223V43H222ZM222 45H220V49H221V46ZM260 45V44H259ZM71 46V47H72ZM141 46H143V45H141ZM203 46V47H204ZM226 46V45H225ZM109 47V46H108ZM110 47H111V45H110ZM132 47V46H131ZM196 48H197V46H195ZM200 47V46H199ZM209 47V46H208ZM213 47V46H212ZM211 47V48H212ZM217 47H219V46H217ZM224 47V46H223ZM222 47V48H223ZM257 47V46H256ZM136 48V47H135ZM186 48V46H184V49ZM190 48V47H189ZM186 49V52L188 51V50H190V53H189V55L191 54V48L190 49ZM202 48V47H201ZM211 48L209 47V51L211 50ZM214 48V47H213ZM65 49V48H64ZM91 49H92V47H91ZM105 48H102L101 49V51H103V52H106L107 50H104ZM139 50H140V48H138ZM142 49V48H141ZM197 49H199V48H197ZM207 49V48H206ZM225 49V48H224ZM264 49V48H263ZM70 50H72V51H76V50H73V49H70ZM82 50V49H81ZM100 50V49H99ZM145 50V49H144ZM144 50H143V52H144ZM204 50V49H203ZM212 50H214V49H212ZM245 50V49H244ZM257 50V49H256ZM71 51V52H72ZM134 51V50H133ZM206 51H208V50H206ZM208 51V52H209ZM81 52V51H80ZM79 52V53H80ZM111 52V51H110ZM142 52V53H143ZM145 52H146V50H145ZM185 52V53H186ZM211 52V51H210ZM209 52V53H210ZM252 52V51H251ZM255 52V51H254ZM259 52V51H258ZM73 53V52H72ZM76 53H77V51H76ZM78 53V55H80ZM109 53V52H108ZM138 53V52H137ZM141 53V52H140ZM147 53V52H146ZM149 53V54H150ZM205 53H207V52H204V54H203V56L205 55ZM211 53H213V51L211 52ZM256 53V52H255ZM53 54H55L56 55V53H53ZM64 54V53H63ZM81 54H83V53H81ZM134 54V53H133ZM136 54V53H135ZM148 54V53H147ZM187 54V53H186ZM200 54V53H199ZM73 54H71L70 56H72ZM77 55V56H78ZM85 55H86V53H85ZM142 54H140L139 56H141ZM144 55H146V54H144ZM188 55V54H187ZM209 55H211V54H209ZM224 55H226V54H224ZM262 55V54H261ZM61 56V55H60ZM65 56V55H64ZM66 56H69V55H66ZM77 56H76V63H75V61H74V63H75V65H74V67H72L71 69H73V70H75V72L76 71H81L82 70V68H83V63H84V61H82V59H81V61L83 62H81V64L80 63H78V61L80 60L79 59V57L77 58ZM81 56V55H80ZM137 56V55H136ZM148 56V55H147ZM197 56V55H196ZM208 55L206 54V56H205V58L207 57ZM214 56V53H213V55H212V57ZM263 56V55H262ZM86 57H87V55H86ZM191 58H192V55L190 56ZM189 57V58H190ZM209 57V56H208ZM211 57V58H212ZM55 58V57H54ZM90 58V57H89ZM137 58V57H136ZM199 58V57H198ZM203 58V57H202ZM210 57H209V59H211ZM215 58H217L216 56H215ZM222 58V57H221ZM224 58V57H223ZM226 58V57H225ZM224 58V59H225ZM66 59V58H65ZM70 59L72 60L73 59V57L71 58L70 57ZM193 59V58H192ZM245 59V58H244ZM50 60H51V58H50ZM83 60H86L85 58L83 59ZM88 60V59H87ZM184 60V59H183ZM205 60H208L207 58L205 59ZM223 60V59H222ZM259 60V59H258ZM264 60V59H263ZM48 61V60H47ZM52 61H54L53 59H52ZM135 61V62H136ZM179 61V64L177 63ZM180 61H181V63H180ZM185 61V60H184ZM195 61V60H194ZM198 61V60H197ZM197 61H195V62H197ZM71 62V61H70ZM193 62V61H192ZM194 62V63H195ZM199 62V61H198ZM225 62V61H224ZM246 62V61H245ZM48 63V62H47ZM46 63V64H47ZM50 63V62H49ZM73 63V64H74ZM78 63V64H77ZM87 63V62H86ZM103 63V62H102ZM114 63V62H113ZM206 63V62H205ZM208 63V62H207ZM211 63V62H210ZM54 64V63H53ZM52 64V65H53ZM72 64V65H73ZM110 64V63H109ZM135 64V63H134ZM136 64H137V62H136ZM204 64V63H203ZM212 64V63H211ZM249 64V63H248ZM113 65V64H112ZM197 65V64H196ZM205 65V64H204ZM208 65V64H207ZM253 65V64H252ZM252 65H251V67H252ZM67 66H69V65H67ZM66 66V67H67ZM86 66V65H85ZM238 66V65H237ZM256 66V65H255ZM47 67V66H46ZM90 67V66H89ZM193 67V66H192ZM191 67V68H192ZM197 67V66H196ZM204 67V66H203ZM205 67H206V65H205ZM208 67V66H207ZM206 67V68H207ZM210 67V66H209ZM213 67V66H212ZM260 67V66H259ZM51 68V67H50ZM86 68H88V67H86ZM197 68H200L199 66L197 67ZM49 69V68H48ZM66 69V68H65ZM211 69V68H210ZM252 69V68H251ZM254 69V68H253ZM72 70V71H73ZM132 70V71H133ZM185 70V71H184ZM188 70V73H189V69H187ZM197 70V69H196ZM218 70V69H217ZM264 70V69H263ZM46 71H48V70H46ZM64 71V70H63ZM87 71V70H86ZM193 70H191V72H192ZM198 71H199V69H198ZM201 71V70H200ZM84 72V71H83ZM82 72V73H83ZM98 72V71H97ZM190 72V76H192V73ZM194 72V71H193ZM202 72H203V70L201 71V75H203L202 74ZM224 72H225V75H227L228 73H229V70L227 69V70H225L224 69ZM254 72V71H253ZM257 72H259L258 73V78H261V79H264V72L263 71H261V69H259ZM72 73V72H71ZM95 73V72H94ZM105 72H103V74H104ZM108 73V72H107ZM113 73H115V72H113ZM187 72H186V75L188 74ZM47 74V73H46ZM58 74V73H57ZM102 74V75H103ZM111 75H112V73H110ZM109 74V75H110ZM251 74H252V72H251ZM56 75V74H55ZM62 75V74H61ZM83 74H81V73H78L77 72V74L75 73L74 75L72 74V77H76L74 80L72 79L71 81L73 82L72 83V85H74V87H77L79 84H83L82 82H79V79L81 78V76H82ZM86 75V74H85ZM105 76H106V74H104ZM119 75V74H118ZM117 75V76H118ZM126 75V74H125ZM194 75V74H193ZM201 75H199L201 78H202V76ZM207 75V74H206ZM254 75V74H253ZM80 76V78H78ZM98 76H99V74H98ZM97 76V77H98ZM114 76H115V74H114ZM113 76V77H114ZM116 76V77H117ZM127 76V75H126ZM179 76H180V79H179ZM196 77H197V75H195ZM251 76V75H250ZM50 77V76H49ZM65 77V76H64ZM71 77V78H72ZM84 76H82V78H83ZM92 79H93V74H92ZM91 77H90V79H91ZM102 77V76H101ZM108 77V76H107ZM106 77V78H107ZM115 77V78H116ZM186 77V76H185ZM187 77H189L188 75H187ZM194 77V76H193ZM196 77H194V78H196ZM208 77V76H207ZM66 78V77H65ZM87 78H88V74H87ZM112 78V77H111ZM136 78V77H135ZM177 78V77H176ZM209 78V77H208ZM207 78V79H208ZM52 79V78H51ZM61 79V78H60ZM103 79V78H102ZM203 79V78H202ZM201 79V80H202ZM205 80H206V77L204 78ZM50 80V79H49ZM82 80V79H81ZM87 80V79H86ZM85 80V81H86ZM135 79H133V81H134ZM186 80V79H185ZM189 80H191V78L189 79ZM195 80V79H194ZM200 80V79H199ZM201 80L199 81V82H201ZM204 80V82H206ZM3 81V80H2ZM38 81V80H37ZM51 81V80H50ZM60 81V80H59ZM69 81V80H68ZM175 81H176V79H175ZM178 81H176V82H178ZM182 81H183V79H182ZM192 81H193V78H192ZM95 82H96V80H95ZM103 82V81H102ZM113 83L115 82V81H112ZM111 82V83H112ZM119 82V81H118ZM136 82V81H135ZM144 82V81H143ZM188 82V81H187ZM190 82V81H189ZM188 82V83H189ZM196 82V81H195ZM194 82V83H195ZM209 81H207V83H208ZM212 82V80L210 81V83ZM3 83H5V86H6V84H7V87H8V89L11 87H14V86H16V89H17V86L18 85H22V86H28L29 85V83L25 80V77H21V78H17V79H15V80H11V79H5L4 80V82ZM46 83H47V81H46ZM60 83H62V82H60ZM85 83V82H84ZM90 83V82H89ZM117 83V82H116ZM133 83V82H132ZM186 82L184 81V84H185ZM187 83V84H188ZM209 83V84H210ZM55 84H58V83H55ZM71 84V83H70ZM70 84H69V86H70ZM108 84V83H107ZM109 84H110V81H109ZM119 83H117L116 84V86L118 85ZM134 84H136V83H134ZM134 84H132L133 85V87H135L134 86ZM143 84V85H144ZM167 84V83H166ZM180 84H181V86H182V82H180ZM186 84V85H187ZM201 85L203 84V81L200 83ZM237 84V83H236ZM10 85V86H9ZM60 86L62 85V84H59ZM64 85V84H63ZM87 85V84H86ZM85 85V86H86ZM97 85V84H96ZM104 85H106L105 83H104ZM114 85V84H113ZM131 85V86H132ZM189 85H190V88H191V84L189 83ZM194 85H196V84H194ZM200 85V86H201ZM238 85V84H237ZM80 86V85H79ZM193 86V85H192ZM204 86H205V84H204ZM208 86V85H207ZM212 86V85H211ZM214 86V85H213ZM212 86V87H213ZM219 86V85H218ZM239 86V85H238ZM55 87V86H54ZM57 87V86H56ZM62 87V86H61ZM97 87H99V86H97ZM102 88L104 87V86H101ZM108 87V86H107ZM110 87H111V84H110ZM109 87V88H110ZM183 87V86H182ZM187 87H189V86H185L184 87V89L186 88V90H187ZM199 87V86H198ZM202 87H203V85H202ZM258 87V86H257ZM47 88H48V86H47ZM70 88V87H69ZM112 88V87H111ZM117 88H120V85H119V87H117ZM132 88V87H131ZM130 88V89H131ZM179 88V87H178ZM190 88H188V89H190ZM193 88V87H192ZM191 88V89H192ZM200 88V87H199ZM214 88V87H213ZM1 89V88H0ZM87 89V88H86ZM101 89V88H100ZM103 89H105V88H103ZM112 89H116V87L114 86V88H112ZM121 89V88H120ZM170 89V88H169ZM180 89V88H179ZM203 89V88H202ZM261 89V88H260ZM2 90V89H1ZM17 90H19V89H17ZM16 90V91H17ZM98 90V89H97ZM109 90V89H108ZM132 90V89H131ZM193 90V89H192ZM206 90H208V87L206 88ZM205 90V91H206ZM20 91V90H19ZM53 91V90H52ZM86 91H88V90H86ZM101 91H102V89H101ZM105 91H107V88H106V90ZM104 91V92H105ZM116 91V90H115ZM246 90H244V92H245ZM9 92V91H8ZM15 92V91H14ZM111 92V91H110ZM182 92V91H181ZM201 92H202V90H201ZM208 92H210V91H208ZM260 92V91H259ZM6 93V92H5ZM10 93V92H9ZM13 93V92H12ZM18 93H20V92H18ZM26 93V92H25ZM51 93H53V92H51ZM60 93V92H59ZM117 93H118V91H117ZM180 93V92H179ZM187 93L188 92H186V94H185V98H188L189 97V95H187ZM207 93V92H206ZM232 93V92H231ZM16 94V93H15ZM21 94V93H20ZM26 94H28V92L26 93ZM87 94V93H86ZM89 94V93H88ZM111 94H113V92L111 93ZM182 94H184V93H182ZM205 94V93H204ZM209 94V93H208ZM259 94V93H258ZM29 95V94H28ZM54 95V94H53ZM101 95H103V93L101 94ZM100 95V96H101ZM106 95V98H107V95L108 94H104V96ZM131 95V94H130ZM167 95V94H166ZM175 95V94H174ZM186 95L188 96V97H186ZM211 95V94H210ZM245 95L247 96L248 94L247 93H245ZM262 95V94H261ZM16 96V95H15ZM87 96V95H86ZM99 96V97H100ZM114 96H117L116 95V93H115V95ZM119 96V95H118ZM163 96V95H162ZM178 96H180V95H178ZM208 96V95H207ZM256 96V95H255ZM258 96V95H257ZM263 96V95H262ZM1 97H3V96H1ZM1 97H0V99H1ZM8 97V96H7ZM6 97V98H7ZM25 97V96H24ZM77 97V96H76ZM167 97V96H166ZM165 97V98H166ZM169 97V96H168ZM175 97H177V96H175ZM174 97V98H175ZM182 98H183V95L181 96ZM204 97H205V95H204ZM209 97V96H208ZM207 97V98H208ZM217 96L215 95V96H213V100L214 99H217L216 98ZM5 98V99H6ZM51 98H53V97H51ZM85 98V97H84ZM98 98V97H97ZM105 97H103V99H104ZM109 98V97H108ZM199 98H202L201 96L199 97ZM212 98V97H211ZM262 98H264V97H262ZM4 99V100H5ZM20 99V98H19ZM30 99H33V98H29V100ZM75 99V98H74ZM98 99H100V98H98ZM168 99V102H171L170 100H169V98H167ZM181 99V98H180ZM203 99V98H202ZM9 100V99H8ZM11 100H13V99H11ZM105 100V99H104ZM163 100H164V98H163ZM172 100V99H171ZM177 100L179 101V98L177 97ZM189 100V99H188ZM188 100H186V99H184V103H186L187 104V102L186 101H188ZM198 100V99H197ZM1 101V100H0ZM53 101H54V99H53ZM107 101V100H106ZM109 101V100H108ZM215 102H216V100H214ZM223 101V100H222ZM230 103H235V105H234V108L236 109V108H238L239 110H242L243 109V112H244V114L242 115V114H240V115H238L239 116V118H240V116H241V118L242 119H245V120H249V119H252V120H258V124H257V126L255 125V123L254 124H252L251 122H250V120L248 121L249 123H250V126H248L247 124H245L244 123V125H243V130H242V133H243V136H244V139L245 140H247L248 141V143L249 144H251L250 145V147H251V149H250V151H249V155H248V157H247V160H246V162H245V164H244V166L242 167V169H244V175H245V178H244V180H245V183L247 184L248 182H251L252 180L250 179V177H248V172H249V170L251 169V167L254 165V164H256L257 166H258V168H257V176H256V178H257V180H259V182H260V188H261V191L260 192H263L264 193V123H262L260 120H261V113H258V111H254V110H252V105H250L249 103H246L245 105H243V106H241V103H238L237 105H236V103L237 102H234L235 100L233 99V98H229V100H228ZM10 102V101H9ZM23 102V101H22ZM110 102H111V100H110ZM110 102H109V104H110ZM176 102V101H175ZM175 102H171V103H175ZM206 102V101H205ZM215 102H212V104H211V106H210V110L211 109H213V108H219L220 109V105L219 104H217V103H215ZM3 103V102H2ZM1 103V104H2ZM86 103V102H85ZM153 103V104H152ZM179 103H181V102H179ZM189 103V102H188ZM209 103H210V101H209ZM209 103H208V105H209ZM221 103V102H220ZM253 103V102H252ZM5 104V103H4ZM23 104V103H22ZM26 104H27V102H26ZM52 104V103H51ZM68 104V103H67ZM74 104V103H73ZM97 104V103H96ZM99 104V103H98ZM101 104V103H100ZM164 104H167V103H164ZM175 104H177V103H175ZM186 104H185V106H186ZM7 105H8V102H7ZM102 105H103V103H102ZM117 105V104H116ZM136 106V107H134L133 105V107L131 108L130 106H128V105H124V106H121L120 107V110L121 111H119V113L122 115V117L120 118V119H123V125L120 127V130H128V129H130V125L132 124V123H134V124H136V120H137V116H139L138 114H139V111H137V109L139 108V107H141V106ZM153 105V106H152ZM179 105V104H178ZM189 105V104H188ZM198 105V104H197ZM207 105V106H208ZM9 106H11V105H9ZM13 106V105H12ZM57 106V105H56ZM55 106V107H56ZM62 106V105H61ZM96 106V105H95ZM109 106V105H108ZM170 105H169V107H171ZM180 106V105H179ZM190 106V105H189ZM201 106V105H200ZM204 106V105H203ZM53 107V106H52ZM77 107V106H76ZM79 107V106H78ZM143 108H144V106H142ZM188 107V106H187ZM15 108H17V107H15ZM20 108V107H19ZM111 108V107H110ZM115 108V107H114ZM119 108V107H118ZM143 108H142V110H143ZM167 108V107H166ZM177 108V107H176ZM183 108V107H182ZM192 109H193V107H191ZM190 108V109H191ZM199 108H201V107H199ZM204 108H206V106H204ZM55 109V108H54ZM60 109V108H59ZM65 109V108H64ZM107 109H109V108H107ZM111 109H113V108H111ZM140 110H141V108H139ZM148 109V110H149ZM161 109V110H160ZM186 109V108H185ZM196 109H198V107L196 108ZM195 109V110H196ZM4 110V109H3ZM95 110V109H94ZM119 110V109H118ZM155 110V111H154ZM187 110V109H186ZM194 110V109H193ZM193 110H192V112H193ZM201 110V109H200ZM209 107H208V109H206L205 111V116H207L206 118H208V116L210 117V116H212L213 117V123H214V126H215V128H214V130H211L212 132H211V134H210V132H209V134L207 133V132H205V131H203L204 133H206V134H208V136L210 137V139H211V145H212V147H213V145H214V143L217 145V151H218V153H220V152H222V153H226V154H228V156H229V158L225 161L224 160V162H222V166H225V167H227V171L226 172H224V173H222V174H220L218 177H217V181L215 182L216 184L215 185H217V186H215V188L217 187V189H213V190H215L214 191V193H212L214 196H216V194L220 191V189L221 188H223V186H225V185H227V184H230L231 185V193H234V192H236L235 190L237 189V187H235V185H233V180L234 179H237L236 178V169H237V167L239 166V164L238 163H236L235 162V160H233V159H231L232 158V156H234V154L236 153V148H235V143L232 141V139L230 138V133H226L225 132V126H226V124H225V122H224V119H226L225 118V116L224 115H222L221 113L222 112H219V111H216V109H215V111L216 112H212V113H210L209 111ZM223 110V109H222ZM239 110H238V112H239ZM9 111V110H8ZM28 111V110H27ZM199 110H196V112H198ZM211 111H213V110H211ZM19 112H21V111H19ZM55 112H57V111H55ZM60 112V111H59ZM66 112V111H65ZM64 112V113H65ZM74 112V111H73ZM98 112V111H97ZM103 112H106V111H103ZM109 112V111H108ZM118 112V111H117ZM143 112H144V110H143ZM142 111H140V113H143ZM151 112V113H150ZM189 112V111H188ZM5 113H7V111L5 112ZM4 113V114H5ZM10 112H8V114H9ZM18 113V112H17ZM69 113V112H68ZM145 113L144 114H142L141 116H139V117H142V119L141 120H143V117L144 116H146L145 115ZM191 113V112H190ZM189 113V114H190ZM7 114V115H8ZM21 114H23V115H25L26 114V117H24L23 119L21 118V120L23 121V120H27V119H31V120H33L34 119V121H37L38 119H40L41 121H42V117H44V115H42V114H39V113H36V112H33V111H30V114H27V113H21ZM20 113H18V116L19 115H21ZM33 114H35V116L33 115ZM83 114H85V113H83ZM117 114V113H116ZM115 114V115H116ZM202 114V113H201ZM10 115H11V113H10ZM17 115V114H16ZM16 115H11V118L13 119H15L17 116ZM57 115V114H56ZM90 115V114H89ZM108 115V114H107ZM191 115V114H190ZM189 115V116H190ZM192 115H195V114H193L192 113ZM199 115V114H198ZM204 115V114H203ZM237 115V114H236ZM67 116H69V115H67ZM200 116V115H199ZM204 116V117H205ZM238 116H237V118H238ZM0 117H1V115H0ZM55 117V116H54ZM59 117V116H58ZM61 117V116H60ZM86 117V116H85ZM87 117H88V115H87ZM86 117V118H87ZM117 117H119V116H117ZM192 117H194V116H192ZM51 118V117H50ZM57 118V117H56ZM86 118H84V119H86ZM144 118H147L148 119V115H147V117H144ZM149 118V119H150ZM198 118V117H197ZM203 118V117H202ZM9 119V118H8ZM7 119V120H8ZM13 119V120H14ZM52 119V118H51ZM90 119V118H89ZM108 119V118H107ZM115 119H116V117H115ZM118 119V118H117ZM119 119V120H120ZM140 119V118H139ZM158 119V120H157ZM168 119H170V120H178L177 122H175L174 123V125L172 124V125H168V123H164V121H168ZM184 119V118H183ZM193 119V118H192ZM210 119V118H209ZM1 120H2V118H1ZM6 120V121H7ZM20 120V119H19ZM18 120V121H19ZM64 120V119H63ZM67 120V119H66ZM81 120V119H80ZM111 121H112V119H110ZM113 120H114V118H113ZM151 120V119H150ZM204 120H205V118H204ZM212 120V119H211ZM241 120V119H240ZM15 121V120H14ZM24 121V122H25ZM46 121V120H45ZM92 121V120H91ZM117 121V123H118V120H116ZM145 121H147V120H145ZM156 121H155V123H156ZM166 121V122H167ZM203 121V120H202ZM202 121H201V123H202ZM206 121H207V119H206ZM210 121V120H209ZM4 121H2V123H3ZM55 120H54V124H55ZM66 122V121H65ZM112 122H114V121H112ZM120 122H122V121H120ZM143 122H144V120H143ZM148 122V121H147ZM150 122V121H149ZM151 122H152V120H151ZM191 122V121H190ZM199 122V121H198ZM5 123V122H4ZM28 123V122H27ZM36 123V122H35ZM53 123H51L52 124V126H53ZM58 123V122H57ZM72 123V122H71ZM79 123H80V121H79ZM116 123V122H115ZM116 123V124H117ZM138 123V122H137ZM141 123V122H140ZM153 123V122H152ZM152 123H151V125H152ZM187 123H189V122H187ZM191 123H193V121L191 122ZM203 123H204V121H203ZM207 123V122H206ZM211 123H212V121L210 122V125H211ZM212 123V124H213ZM239 123H241V122H239ZM6 124V123H5ZM4 124V125H5ZM20 124V123H19ZM19 124H18V127H19ZM22 124V123H21ZM58 124H60V123H58ZM63 123H61L60 125H62ZM66 124H68V123H66ZM66 124L64 125V128H67V127H65L66 126ZM73 124H74V122H73ZM81 124V123H80ZM88 124H89V122H88ZM111 124V123H110ZM110 124H108L109 126H110ZM112 124H114V123H112ZM111 124V125H112ZM115 124V125H116ZM149 124V123H148ZM147 124V125H148ZM3 125V126H4ZM11 125V124H10ZM33 125V124H32ZM43 125H45V122L43 123ZM48 125V124H47ZM60 125H59V127H60ZM84 125V124H83ZM90 125V124H89ZM139 125V124H138ZM143 125H144V123H143ZM197 125V124H196ZM201 125V124H200ZM240 125V124H239ZM253 125H255L256 127L254 128V127H251V126H253ZM6 126V125H5ZM34 126V125H33ZM35 126H36V124H35ZM46 126V125H45ZM80 126H82V124L80 125ZM135 126V125H134ZM141 126V125H140ZM145 126V125H144ZM205 126V125H204ZM7 127V126H6ZM28 127V126H27ZM26 127V128H27ZM43 127V126H42ZM90 127V126H89ZM110 127H112V126H110ZM116 127H119L118 125L116 126ZM133 127V126H132ZM136 127V126H135ZM239 127V126H238ZM241 127V126H240ZM45 128V127H44ZM44 128H43V130H44ZM52 128V127H51ZM50 128V129H51ZM53 128H54V126H53ZM52 128V129H53ZM58 128V127H57ZM60 128H62V127H60ZM63 128V129H64ZM68 128H70V127H68ZM81 128V127H80ZM113 128V127H112ZM2 129V128H1ZM4 129V128H3ZM2 129V130H3ZM23 129V128H22ZM29 129V128H28ZM32 129H34V128H32ZM82 129V128H81ZM115 129V128H114ZM167 129V130H168ZM196 129H198V128H196ZM209 129V128H208ZM207 129V130H208ZM212 129H213V127H212ZM240 129V128H239ZM242 129V128H241ZM19 130V129H18ZM54 130V129H53ZM57 130H59V128L57 129ZM56 130V131H57ZM65 130V129H64ZM69 130V129H68ZM74 130L76 131V128H74ZM85 130H86V128H85ZM119 130V131H120ZM152 130V129H151ZM166 130V131H167ZM171 130V131H172ZM191 130V129H190ZM17 131V130H16ZM21 131V130H20ZM45 131V130H44ZM61 131H62V129H61ZM73 131V130H72ZM81 131V130H80ZM116 131H117V128H116ZM115 131V132H116ZM125 131H123V132H120V133H118V138H123V137H125V136H127V135H125L126 133H125ZM155 131V130H154ZM169 131V130H168ZM181 131V130H180ZM210 131V130H209ZM31 132V131H30ZM74 132V131H73ZM77 132H79L78 130H77ZM94 132V131H93ZM110 132V131H109ZM112 132V131H111ZM110 132V133H111ZM118 132V131H117ZM152 132H153V130H152ZM185 132V131H184ZM202 132V133H203ZM240 132V131H239ZM12 133V132H11ZM27 133V132H26ZM26 133H25V135H26ZM38 133V132H37ZM45 133V132H44ZM50 133H52V132H50ZM63 133V132H62ZM76 133V132H75ZM75 133H72V134H75ZM101 133H103V132H101ZM182 133V132H181ZM181 133H179V134H176V135H174V136H172V137H176V138H179L180 139V141H181V144L183 145L182 147H183V150H187V146H188V143H189V140L191 139V137H192V135H191V133H189L188 135H187V139L185 138V135L184 134H181ZM201 133V134H202ZM238 133V132H237ZM4 133H2V135H3ZM31 134H33V133H31ZM41 134V133H40ZM47 135H48V131H47V133H46ZM56 134V133H55ZM59 134V133H58ZM80 134H81V132H80ZM90 134V133H89ZM114 134V133H113ZM174 134V133H173ZM173 134H171V135H173ZM197 134H200V133H197ZM24 135V134H23ZM24 135V136H25ZM29 135V134H28ZM35 135V134H34ZM45 135V134H44ZM43 135V136H44ZM92 135V134H91ZM196 135V134H195ZM31 136V135H30ZM30 136L28 137V139H30ZM33 136V135H32ZM56 136V135H55ZM54 135H53V137H55ZM63 136V135H62ZM74 136V135H73ZM81 136H82V134H81ZM80 136V138L82 139V137ZM155 136V135H154ZM184 136V137H183ZM200 136H203V135H200ZM205 136V135H204ZM40 137V136H39ZM49 136H45V138H48ZM51 137H52V135H51ZM50 137V138H51ZM61 137V136H60ZM59 137V138H60ZM84 137H85V135H84ZM87 137V136H86ZM86 137H85V139H86ZM198 137V136H197ZM34 138H35V136H34ZM40 138H42V137H40ZM57 138V137H56ZM63 138H65V137H63ZM68 138H70V137H68ZM74 138V137H73ZM51 139H53V138H51ZM62 139V138H61ZM60 139V140H61ZM67 139V138H66ZM90 138H88V140H89ZM197 139V138H196ZM205 139V138H204ZM43 140V139H42ZM56 140V139H55ZM72 140V139H71ZM71 140H69V141H71ZM75 140V139H74ZM78 140V139H77ZM80 140V139H79ZM177 140V139H176ZM183 140V141H182ZM38 141H41V140H38ZM48 141V140H47ZM51 140H49V142H50ZM54 140H52V142H53ZM56 141H58V139L56 140ZM63 141V140H62ZM83 141H84V138H83ZM98 141V140H97ZM196 141V140H195ZM204 141V140H203ZM257 141H259L260 143H258ZM36 142V141H35ZM44 142V141H43ZM51 142V143H52ZM68 142V141H67ZM66 142V143H67ZM74 142H76V141H74ZM74 142H73V144H74ZM79 142V141H78ZM94 142H95V140H94ZM155 141H153V143H154ZM159 142V141H158ZM39 144H40V142H38ZM65 143V144H66ZM92 143V142H91ZM157 143V142H156ZM36 144V143H35ZM43 144V143H42ZM46 144V143H45ZM63 144V143H62ZM83 144H84V142H83ZM93 144V143H92ZM92 144H89V145H91V146H93ZM135 144H137V143H135ZM152 144V142H149L148 140L147 141H144L141 145H146V147L147 146H149V145H151ZM178 144V143H177ZM44 145V144H43ZM59 145H60V143H59ZM70 145V144H69ZM85 145H86V143H85ZM88 145V144H87ZM88 145V146H89ZM138 145V144H137ZM189 145H190V148H191V145L192 144H190L189 143ZM215 145V146H216ZM52 146V145H51ZM53 146L54 147H56L54 144H53ZM58 146V145H57ZM63 146H65V145H63ZM77 146V148L79 149V147H81L82 148V146L81 145H79V147H78V145H76ZM99 146V145H98ZM138 146H140V144L138 145ZM137 146V148H138V150H139V148L140 147H138ZM165 146V145H164ZM179 146V145H178ZM210 146V145H209ZM249 146V145H248ZM60 147V146H59ZM67 147V146H66ZM66 147H65V151H66ZM90 147V146H89ZM101 147V146H100ZM136 147V146H135ZM167 147V146H166ZM203 147V146H202ZM45 148H46V146H45ZM61 148V147H60ZM69 148V147H68ZM90 148H93V147H90ZM90 148H89V151L90 152H92L91 150H90ZM94 148H96V147H94ZM102 148V147H101ZM100 148V149H101ZM188 148H189V146H188ZM201 148V147H200ZM214 148V147H213ZM47 149V148H46ZM50 149V148H49ZM55 148H52V151L54 150ZM74 149H76V147L74 148ZM84 149H87V148H84ZM97 149V148H96ZM106 149V148H105ZM120 149V148H119ZM118 149V150H119ZM136 149V148H135ZM51 150V149H50ZM81 150V149H80ZM88 150V149H87ZM114 150V149H113ZM118 150H116V151H118ZM142 150H143V148H142ZM145 150H147V149H145ZM196 150V149H195ZM48 151V150H47ZM56 153L59 151V149H58V151H56V149L54 150ZM53 151V152H54ZM71 151H73V150H71ZM70 150H69V153L71 152ZM79 151V150H78ZM82 151V150H81ZM84 151V150H83ZM120 151H121V149H120ZM185 151H184V153H185ZM212 151H213V149H212ZM62 152H63V148H62ZM62 152L60 151V153L62 154ZM76 152H77V150H76ZM95 152H96V150H95ZM94 152V153H95ZM105 152V151H104ZM154 152H156L155 153V155L158 153V152H161L160 150H157L156 149V151H154ZM154 152H152V154L154 153ZM181 152H183V151H181ZM47 153H49V151L47 152ZM75 153V152H74ZM73 153V154H74ZM79 153V152H78ZM78 153H76L73 157H75L76 155H78ZM82 153V152H81ZM81 153H79V154H81ZM94 153H86V154H82V155H80V159H79V157H77L78 158V162H79V164L81 163V166H80V168L81 167H83L84 168V166H85V168H87L89 171L91 170L92 171V173L90 172V174H89V172H87L88 173V177L86 176V174L84 173L85 171L84 170H86V169H84L83 170V173L84 174H81L82 175V177L79 179V178H77L78 179V181L76 182V183H79V185L77 186V188H76V192H78L76 195H78L79 194V191H80V194L82 195V197L84 196L83 195V193H87V192H84V189H90V186H92L93 187V190H94V192H93V197L91 198V200H88L89 198H87V196L85 197V199L83 198V200L84 201H79L78 199V201H79V203H81V205L82 206H84L85 204H87L88 205V203H91V201L94 199V198H96L102 191H104V189H106L107 187H108V185H110L111 183H112V179H108L107 178V175L104 173V174H101V172H102V170H101V168H106L103 164H101L100 165V159H96L95 158V156L97 155V154H95L94 155ZM102 153V152H101ZM187 153V152H186ZM189 153V152H188ZM51 154V153H50ZM72 154V155H73ZM137 154V153H136ZM203 154H204V152H203ZM206 154H208V153H206ZM221 154V153H220ZM220 154H217L216 153V155H220ZM53 155V154H52ZM57 155H59L58 153H57ZM148 155V154H147ZM163 155V154H162ZM42 155H40V157H41ZM64 156V155H63ZM69 156H70V154H69ZM107 156V155H106ZM201 156V155H200ZM207 156V155H206ZM206 156H205V158H206ZM39 157V156H38ZM37 157V158H38ZM40 157H39V161H41L42 162V160H40ZM54 157V156H53ZM58 157H60V156H58ZM66 157H67V155H66ZM65 157V158H66ZM72 156H71V158H73ZM104 157H105V155H104ZM110 157V156H109ZM160 157V156H159ZM198 157V156H197ZM202 157H204V156H202ZM209 157V156H208ZM207 157V158H208ZM212 157V156H211ZM231 157V158H230ZM37 158H35L36 159V161L38 160ZM42 158H46V156H44V157H42ZM76 158V157H75ZM75 158H73V160L75 159ZM90 158V159H89ZM134 158V157H133ZM154 158V157H153ZM168 158H169V156H168ZM194 158V157H193ZM216 158H217V156H216ZM223 158V157H222ZM238 158V157H237ZM49 159V158H48ZM47 159V160H48ZM59 159V158H58ZM88 159V162H87V164H86V161L85 160H87ZM105 159H107V158H105ZM159 159V158H158ZM167 159V158H166ZM165 159V160H166ZM198 159V158H197ZM55 160V159H54ZM61 160V159H60ZM66 160V159H65ZM68 160V159H67ZM72 160V161H73ZM83 160V162H81ZM90 160V161H89ZM170 160V159H169ZM193 160V159H192ZM206 160V159H205ZM209 160H210V158H209ZM44 161V163H45V161H46V159L45 160H43ZM49 161H51V160H49ZM49 161H48V163H47V165L49 164ZM61 161H63V160H61ZM76 161V160H75ZM117 161V160H116ZM189 161V160H188ZM187 161V162H188ZM197 161V160H196ZM212 161V160H211ZM216 161V160H215ZM38 162V161H37ZM68 161H66V163H67ZM70 162H71V160H70ZM74 162V161H73ZM73 162H71V167L72 168H75V162L73 163ZM77 162V161H76ZM208 162V161H207ZM43 163V162H42ZM50 163H52L53 164V166H55L54 165V161H52V162H50ZM64 163V162H63ZM105 163H106V166L108 165L107 163H109L107 160H105ZM35 164H37V163H35ZM41 164V163H40ZM78 164V165H79ZM114 164V163H113ZM212 164V163H211ZM215 164V163H214ZM38 165V164H37ZM44 165H46V164H44ZM46 165V166H47ZM50 165V164H49ZM56 165H57V162H56ZM65 165V169H66V166H67V164H64ZM63 165V166H64ZM68 165H69V163H68ZM110 165H112V164H110ZM167 165V164H166ZM213 165V164H212ZM25 166V165H24ZM38 166H40V168H41V165H38ZM42 166H43V164H42ZM50 166H52V165H50ZM187 166V165H186ZM211 166V165H210ZM216 166V165H215ZM21 167H23V164H22V166ZM26 167V166H25ZM76 167H78V166H76ZM118 167V166H117ZM19 168V167H18ZM24 168V167H23ZM38 168V167H37ZM48 168V170H49V168L51 169V167H47ZM55 168H57V166L56 167H53V169H51V171L52 170H54ZM59 168H60V164H59ZM69 168V167H68ZM72 168H70V170L72 169ZM110 168V167H109ZM109 168H107L108 170H110ZM123 168V167H122ZM27 169H28V167H27ZM44 169L45 168H41V170H43L44 171ZM58 169V168H57ZM106 169V170H107ZM23 170V169H22ZM38 170V169H37ZM56 170V169H55ZM54 170V171H55ZM64 170V169H63ZM81 170V169H80ZM98 170H100V171H98ZM108 170H107V172H108ZM119 170V169H118ZM215 170V169H214ZM217 170H218V168H217ZM25 171V170H24ZM29 171V170H28ZM47 171V170H46ZM50 170H49V172H46V173H48V175H49V173L51 172ZM53 171V172H54ZM60 171H62L61 170V168H60ZM76 171V170H75ZM111 171V174H112V170H110ZM213 171V170H212ZM223 171H225V170H223ZM238 171V170H237ZM30 172V171H29ZM35 172V171H34ZM45 172V171H44ZM44 172H43V174H44ZM56 172H57V170H56ZM70 172V171H69ZM78 172V171H77ZM81 172V171H80ZM193 172V171H192ZM215 172V171H214ZM19 173V172H18ZM46 173L44 174V175H46ZM71 173V172H70ZM109 173V172H108ZM107 173V174H108ZM195 173H196V171H195ZM22 174V173H21ZM29 174V173H28ZM51 174H52V172H51ZM51 174H50V176H51ZM73 174H74V172H73ZM111 174H109V175H111ZM30 175V174H29ZM47 175V176H48ZM72 175V174H71ZM80 175V176H81ZM217 175V174H216ZM31 176V175H30ZM29 176V177H30ZM57 176H58V174H57ZM62 176H66V174L64 175H62ZM61 176V177H62ZM75 176H77V175H75ZM116 176V175H115ZM176 176V175H175ZM179 177H180V175H178ZM196 176V175H195ZM36 177V176H35ZM37 177H38V175H37ZM55 177V176H54ZM67 177V176H66ZM69 177V176H68ZM67 177V178H68ZM98 177L100 178L99 180H98ZM104 177H106V178H103ZM200 178H201V176H199ZM208 177V176H207ZM39 179H40V177H38ZM46 178V177H45ZM48 178V177H47ZM51 178V177H50ZM56 178V177H55ZM195 178V177H194ZM212 178H213V176H211L210 178H209V180H208V182H211L212 181ZM37 179V178H36ZM51 179H53V178H51ZM50 179V180H51ZM69 179H71L70 177H69ZM177 179V178H176ZM185 179V178H184ZM192 179V178H191ZM32 180V179H31ZM42 180V179H41ZM55 180V179H54ZM53 180V181H54ZM57 180V179H56ZM55 180V181H56ZM62 180V179H61ZM73 180H76L75 178L73 179L72 178V181ZM195 180V179H194ZM256 180V181H257ZM33 181V180H32ZM35 181H37V180H35ZM48 181V180H47ZM67 181V180H66ZM97 181V182H96ZM184 181V180H183ZM189 181V180H188ZM191 181H193V180H191ZM200 181V180H199ZM255 181V180H254ZM40 182H42V181H40ZM45 182L46 181H44V184H45ZM59 182H60V180H59ZM62 182H63V180H62ZM69 182H71V181H69ZM58 183V182H57ZM189 183H190V181H189ZM44 184H43V186H44ZM73 184H75V183H73ZM72 184V185H73ZM209 184V183H208ZM55 185V184H54ZM69 185H71V184H69ZM76 185V184H75ZM191 185H192V182H191ZM202 185V184H201ZM46 186H47V184H46ZM46 186H45V188H46ZM53 186V185H52ZM60 186H62V185H60ZM56 187V186H55ZM65 187L67 188L68 187V185L66 184L65 185ZM73 187H74V185H73ZM89 187V188H88ZM252 187L254 188L255 186H250L249 188L251 189V190H255V189H252ZM57 188V187H56ZM56 188H55V190H56ZM61 188V187H60ZM62 188H63V186H62ZM61 188V189H62ZM71 188H72V186H71ZM70 188V189H71ZM191 188H193V186L191 187ZM213 188H214V186H213ZM241 187H239V189H240ZM27 189V188H26ZM29 189V188H28ZM44 189V188H43ZM60 189V190H61ZM64 189V188H63ZM70 189H68V190H70ZM74 189V188H73ZM86 189V190H87ZM16 190H18V189H16ZM50 190V189H49ZM64 190H66V189H64ZM79 190V191H78ZM85 190V191H86ZM93 190H91V192L93 191ZM191 190H193V189H191ZM206 190V189H205ZM245 189L243 188L242 189V191L238 194L237 193V195L238 196H236V195H234V196H236V197H233L230 201H227V202H225V204H224V206L222 205V207L221 208H223V209H225V212H229L230 214H227L226 216H227V221H228V224L229 225H224L223 224V226H222V229H223V231L222 232H224V234H226V233H228L229 231V229L232 227H234V226H236V217L235 216H239L240 214L241 215H243V217H248V218H250L251 220H253V222L255 223L254 225H252V232H253V234H250V235H253V237H252V241H253V243L252 244H248L247 243V240L249 241V239L250 238H248L249 236H247V235H245L243 232H242V230H238V229H236V230H234V231H236V233H235V235H234V238H233V241L231 242L232 244L233 243H237L238 241H240L241 240V242H242V245H244V247L247 249V250H251L252 249V247H254V245H255V243H257V240L261 237V236H264V229L261 227L262 225H264V207H263V205H262V199H261V197L258 195V193L256 194L255 192H257V191H255L254 193H251V192H247L246 190L244 191ZM32 191V190H31ZM230 191V190H229ZM45 192H47V191H45ZM51 192V191H50ZM49 192V193H50ZM54 192H56V191H54ZM53 192V193H54ZM59 192V191H58ZM61 192V191H60ZM66 192V191H65ZM72 193V191L70 190L69 191V193ZM89 192V191H88ZM68 193V191L66 192V195H67V197H68V195L69 194H67ZM230 193V194H231ZM44 194V191L42 192V195ZM51 194V193H50ZM65 194V193H64ZM73 194V193H72ZM88 194V193H87ZM91 194H90V196H88V197H91ZM193 194V193H192ZM210 194V193H209ZM58 195V194H57ZM60 196H61V194H59ZM58 195V196H59ZM71 195V194H70ZM74 195V194H73ZM73 195H71V196H73ZM75 195V196H76ZM232 195V194H231ZM44 197H46L47 198V196H49V195H43ZM222 196V198H223V195H221ZM49 197H52V200L51 201H54V200H56L57 201V199H55V196L53 197V196H49ZM63 197H65V198H63V199H66V196L64 195ZM77 197V196H76ZM196 197H198V196H196ZM20 198V197H19ZM19 198H17V199H19ZM54 198V199H53ZM59 198V197H58ZM69 198V197H68ZM67 198V199H68ZM86 198H87V200H86ZM214 198V197H213ZM23 199V198H22ZM61 199H62V197H61ZM70 199V198H69ZM74 199V197H71V200L70 201H66V202H68V205L67 206H69V203L71 202H74V201H72ZM190 199V198H189ZM200 199V198H199ZM216 199V198H215ZM225 199V198H224ZM77 200H75V202L76 203H78L77 202ZM191 200V199H190ZM193 200V199H192ZM191 200V201H192ZM203 200V199H202ZM217 200H218V198H217ZM19 201V200H18ZM55 201V202H56ZM61 201V200H60ZM60 201H58V202H60ZM85 201H86V203H85ZM188 201V200H187ZM57 202V203H58ZM63 202V201H62ZM65 202V201H64ZM65 202V203H66ZM182 202V201H181ZM190 202V201H189ZM51 203V202H50ZM53 203V202H52ZM56 203V204H57ZM65 203H64V206L66 207V205H65ZM79 203H78V205H79ZM85 203V204H84ZM185 203V202H184ZM191 203V202H190ZM189 203V204H190ZM192 203H194V202H192ZM216 203V202H215ZM59 204H61V202L59 203ZM75 204V203H74ZM74 204H72V206H74ZM201 204V203H200ZM54 206H55V203L53 204ZM62 205H63V203H62ZM61 205V206H62ZM78 205H76L75 206V208L78 206ZM179 205V204H178ZM230 205H231V207H230ZM48 206V205H47ZM184 206V205H183ZM188 206V205H187ZM194 206V205H193ZM215 206H216V204H215ZM219 206V205H218ZM217 206V207H218ZM64 207V208H65ZM84 207H86V205L84 206ZM197 207V206H196ZM216 207V208H217ZM42 208V207H41ZM49 208H50V206H49ZM69 209H71L70 208V206L68 207ZM82 208V207H81ZM46 209V208H45ZM48 209V208H47ZM42 210H44V209H42ZM72 210V209H71ZM77 210H79V209H77ZM181 210V209H180ZM189 210V209H188ZM245 211V213L244 212H242V211ZM44 211H46V210H44ZM44 211H43V213H44ZM73 211H75V210H73ZM194 211H195V209H194ZM222 211V210H221ZM220 211V212H221ZM224 211V210H223ZM77 212V211H76ZM78 212H80V211H78ZM77 212V213H78ZM182 212H183V210H182ZM204 212V211H203ZM40 213H41V210H40ZM77 213H75V215L77 214ZM224 213V212H223ZM45 214H46V212H45ZM44 214V215H45ZM48 214V213H47ZM74 214V213H73ZM185 214V213H184ZM211 214V213H210ZM226 214V213H225ZM213 215V214H212ZM212 215L210 216V217H212ZM149 216H153V214L152 215H149ZM182 216V215H181ZM207 216H209V215H207ZM144 218V217H143ZM149 218H151V217H149ZM148 218V219H149ZM216 218V217H215ZM158 219V218H157ZM211 219V218H210ZM144 220H145V218H144ZM176 220V219H175ZM48 221V220H47ZM139 221V220H138ZM153 221V220H152ZM159 221V220H158ZM160 221H162V220H160ZM159 221V222H160ZM225 221V220H224ZM145 222V221H144ZM177 222V221H176ZM216 222V221H215ZM218 222V221H217ZM216 222V223H217ZM142 223V222H141ZM174 223H175V221H174ZM205 223H206V221H205ZM208 223V222H207ZM240 223V222H239ZM143 224V223H142ZM142 224H140V225H142ZM154 224V223H153ZM160 224V223H159ZM193 224V223H192ZM219 224H222L221 222L219 223ZM241 224V223H240ZM239 224V225H240ZM137 225V224H136ZM152 225V224H151ZM151 225H150V229H151ZM191 225V224H190ZM215 225H217V224H215ZM214 225V226H215ZM156 226H157V224H156ZM161 226V225H160ZM162 226H164V224L162 225ZM171 226H172V224H171ZM179 226V225H178ZM134 227V226H133ZM136 227V226H135ZM148 227H149V225H148ZM154 226H152V228H153ZM175 227H176V225H175ZM218 227V226H217ZM216 227V228H217ZM219 227H220V225H219ZM137 228V227H136ZM156 228H158V227H156ZM205 228V227H204ZM209 228H210V226H209ZM235 228H237V227H235ZM159 229V228H158ZM192 229H194V228H192ZM138 230V229H137ZM141 230H143L142 228H141ZM145 230V229H144ZM147 231H148V228L146 229ZM146 230H145V232H146ZM160 230V229H159ZM209 230V229H208ZM215 230V229H214ZM219 230V229H218ZM221 230V229H220ZM219 230V231H220ZM243 230H245V229H243ZM30 231V230H29ZM139 231H140V229H139ZM168 231V230H167ZM241 231V232H240ZM138 232V231H137ZM141 232V231H140ZM139 232V233H140ZM149 233H150V231H148ZM186 232V231H185ZM201 232V231H200ZM199 232V233H200ZM217 232V231H216ZM216 232H214V233H216ZM30 233H32V235H33V233L34 232H30ZM144 233V232H143ZM146 234H147V232H146ZM193 234V233H192ZM211 234H213V233H211ZM220 232H219V235L218 236H220ZM163 235V234H162ZM176 235V234H175ZM223 235V234H222ZM232 235H233V233H232ZM199 236H201V235H199ZM211 236H213V238H214V235H211ZM210 236V237H211ZM217 236V237H218ZM226 236V235H225ZM227 236H230V234L229 235H227ZM32 237V236H31ZM144 238H146V237H149L148 236V234H147V236L145 237V236H143ZM142 237V238H143ZM170 237V236H169ZM215 237H216V234H215ZM254 237H255V239H254ZM33 238V237H32ZM194 238V237H193ZM227 238H229V237H227ZM226 238V239H227ZM34 239V238H33ZM32 239V240H33ZM36 239H38V240H40L39 239V237L38 238H36ZM137 239H141V238H138L137 237ZM179 239V238H178ZM196 239V238H195ZM222 239V238H221ZM35 240V239H34ZM144 240V239H143ZM166 240V239H165ZM176 240V239H175ZM183 240H185V239H183ZM189 240V239H188ZM202 240V239H201ZM211 240V239H210ZM217 240L218 239H216V242H217ZM229 240H230V238H229ZM35 241H37V240H35ZM137 241V240H136ZM139 241V240H138ZM169 241V240H168ZM197 241V240H196ZM205 241V240H204ZM225 241V240H224ZM19 242H21V241H19ZM39 242V241H38ZM140 242V241H139ZM142 242V241H141ZM172 242V241H171ZM188 242V241H187ZM199 242V241H198ZM207 242V241H206ZM213 242V241H212ZM230 242V241H229ZM25 243V242H24ZM42 243H44V242H42ZM143 243V242H142ZM169 243V242H168ZM181 243V242H180ZM185 243V242H184ZM205 243V242H204ZM220 243V242H219ZM227 243V242H226ZM231 243H229V244H231ZM18 244V243H17ZM26 244V243H25ZM46 244V243H45ZM44 244V245H45ZM141 244V243H140ZM166 244V243H165ZM186 244V243H185ZM194 244V243H193ZM218 244V243H217ZM228 244V243H227ZM226 244V245H227ZM258 244H259V242H258ZM19 245L20 244H18V247H19ZM30 245V244H29ZM144 245V244H143ZM197 245V244H196ZM201 245V244H200ZM199 245V246H200ZM209 245V244H208ZM221 245V244H220ZM219 245V246H220ZM34 246V245H33ZM140 246H142V245H140ZM161 246V245H160ZM177 246H179V244L177 245ZM229 246V245H228ZM27 247V246H26ZM26 247H25V249H26ZM31 247V246H30ZM40 247V246H39ZM183 247V246H182ZM190 247H192V245L190 246ZM204 247H206V246H204ZM32 248V247H31ZM44 247H42L41 248V250L43 249ZM46 248V247H45ZM140 248V247H139ZM178 248H180V247H178ZM193 248V247H192ZM217 248V247H216ZM230 248V247H229ZM251 248V249H250ZM40 249V248H39ZM162 249H164V248H162ZM191 249V248H190ZM200 249H202V248H200ZM208 249V248H207ZM211 249V248H210ZM221 249V248H220ZM27 250V249H26ZM32 250V249H31ZM176 250V249H175ZM197 250V249H196ZM196 250H193V251H196ZM262 251H264V239H263V246H262V249H261ZM11 252H12V250H10ZM29 251V250H28ZM33 251H34V249H33ZM36 251V250H35ZM34 251V252H35ZM174 251V250H173ZM191 251V250H190ZM199 251H201V250H199ZM219 251H221V250H219ZM253 251V250H252ZM24 252V251H23ZM31 252V251H30ZM45 252H46V250H45ZM202 252H203V250H202ZM201 252V253H202ZM206 252V251H205ZM21 253V252H20ZM32 253V252H31ZM193 253V252H192ZM196 253V252H195ZM207 253V252H206ZM208 253H210V251L208 252ZM215 253V252H214ZM220 253V252H219ZM231 253V252H230ZM228 254V255H231V254ZM259 253V252H258ZM38 254V253H37ZM163 254H165V253H163ZM163 254H161V256L163 255ZM216 254V253H215ZM264 254V253H263ZM14 255H15V253H14ZM13 255V256H14ZM28 255H29V253H28ZM28 255H27V257H28ZM33 255H34V253H33ZM157 255V257H158V254H156ZM156 255H153L154 257L156 256ZM166 255V254H165ZM202 255V254H201ZM201 255H200V258H202L201 257ZM210 255V254H209ZM29 256H32V255H29ZM40 256V255H39ZM49 256V255H48ZM152 256V257H153ZM172 255H170V257H171ZM190 256V257H189ZM189 256H185V258H183V259H185V260H189V262L195 257V256H197L196 254H190L189 253ZM203 256V255H202ZM151 257V256H150ZM198 257V256H197ZM211 257V256H210ZM213 257V256H212ZM211 257V258H212ZM218 257V256H217ZM40 258H41V256H40ZM188 258V259H187ZM199 258V257H198ZM204 258V257H203ZM206 258V257H205ZM209 258V257H208ZM210 258V259H211ZM219 258H220V256H219ZM218 258V259H219ZM16 259V258H15ZM19 259V258H18ZM30 259V258H29ZM154 259V258H153ZM155 259H157V258H155ZM197 259V258H196ZM195 259V260H196ZM215 259V258H214ZM10 260V259H9ZM37 260V259H36ZM169 260V259H168ZM184 260V261H185ZM195 260L193 259V261L195 262ZM206 260H207V258H206ZM205 260V261H206ZM212 260V259H211ZM216 260V259H215ZM214 260V261H215ZM228 260L232 263L234 260H233V257H232V255L230 256V257H228ZM250 260V259H249ZM253 261L254 260H256L255 258H253L252 259ZM29 261V260H28ZM45 261V260H44ZM43 261V262H44ZM170 261V260H169ZM198 261H200V260H198ZM204 261V262H205ZM217 261V260H216ZM215 261V262H216ZM236 262H241V263H244V261H245V259H243V258H241L240 260L239 259H237V260H235ZM256 261H259L260 263H263L264 262V256H258V258H257V260ZM37 262V261H36ZM38 262H39V260H38ZM171 262V261H170ZM208 261H206V263H207ZM214 262V263H215ZM34 263V262H33ZM41 263V262H40ZM39 263V264H40ZM136 263V262H135ZM134 263V264H135ZM141 263V262H140ZM168 263V262H167ZM198 263V262H197ZM229 263V262H228ZM260 263H258V264H260ZM46 264H48V263H46ZM169 264V263H168ZM187 264H188V262H187ZM195 264V263H194ZM208 264V263H207ZM256 264V263H255Z\"/></svg>","mask_w":264,"mask_h":264},{"label":"crops","instance_id":"3","mask_svg":"<svg viewBox=\"0 0 264 264\" xmlns=\"http://www.w3.org/2000/svg\"><path fill=\"white\" fill-rule=\"evenodd\" d=\"M69 3L70 0H0V88L2 89H0V93L5 91L3 82L6 78L15 80L25 77L27 76L25 72L36 66V63L30 59L32 48L34 49L32 54L37 55V47L40 41L48 40L49 34L55 28L64 29L63 26L55 24L68 19ZM19 4H21L22 8ZM29 13L30 15H28ZM23 47L25 49L23 53H26L27 57H29L24 61V65H22V57L16 56L20 55ZM23 87L22 85L17 86L20 91H16V86L13 88L15 92L22 93ZM24 89L30 93V87L25 86ZM1 103L0 110L4 111L2 113V116H4L7 105L5 102ZM34 103L37 104V102ZM9 108L21 109V106L11 105ZM31 109H47V107L35 105ZM2 121L5 122V119H0V126L5 124ZM3 128H5V125ZM14 139L16 140V137ZM6 140L5 133L2 135L0 132V158L5 155ZM8 140L14 141L11 136ZM142 193L143 191H137L135 193L137 198L131 203H118L117 207L109 211L103 209V206L107 205L105 204L107 201L105 202L101 199L98 203L95 202L94 207L82 218L84 226L93 228L89 230L75 229L72 231L66 228L62 229L61 247L52 245L53 241L58 239L57 234H59L54 232L53 226L50 228L49 225V228L45 231V239H43L42 234L38 235L36 233L35 237H39L40 242L45 240V253L47 254V259H50L47 263L73 264L75 261L70 259V254H72L74 257L78 255L77 259L80 264H134L135 262V264H142V260L134 258L139 252V249L134 247L141 242L142 235L138 230L137 232L136 230L126 229V225H134L140 222L150 207L149 199L143 198ZM109 201L112 200L109 199ZM111 205L112 203L109 204V206ZM51 221L53 222V220ZM60 223L63 228L66 227L64 219ZM137 237L141 239H137ZM131 238L135 240H131ZM80 254L82 255L81 261ZM130 254L132 255L131 260L125 261ZM59 257H61V261ZM86 258L89 259L88 263H86ZM0 264H5V261H0Z\"/></svg>","mask_w":264,"mask_h":264}]
</instances>
